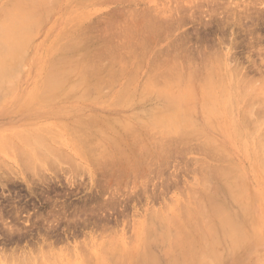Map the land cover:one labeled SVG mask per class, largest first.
I'll return each mask as SVG.
<instances>
[{
    "label": "rangeland",
    "instance_id": "obj_1",
    "mask_svg": "<svg viewBox=\"0 0 264 264\" xmlns=\"http://www.w3.org/2000/svg\"><path fill=\"white\" fill-rule=\"evenodd\" d=\"M7 1H11V0H1L0 1V8H2L3 6H5L7 4H10L12 2L11 1V2L7 3ZM42 1L45 2V0H42ZM42 1L40 0V2H42ZM80 1L79 0H56V1L52 0V2H51V0H50L52 5L48 4V2H46L45 5L43 4L44 7L38 6L37 4H39V3L36 4L34 1V6L37 5L38 7L35 8L33 6V8L35 10L41 12V14L39 12H37L34 15V17H37L38 16L37 14L47 17L48 13L46 14V11H47V9H46L47 7L45 8L46 4H47V6L48 5L50 6L48 9L50 12L48 14L49 17H47L45 22H43L44 20L42 22H40L42 24H39L37 22L39 25H42L39 28V30H37L39 26H36L34 23L35 26L33 25L32 29L34 30L36 27L37 28L34 31L32 29L31 30L33 33H35V31L37 30L36 31L37 33L34 34L36 36H34L33 39H31L33 35L31 36V38H29V35L26 34L25 32H24V34H22V36L24 35V37H26L28 35L27 40H30V39L31 40L29 41L30 43H28L29 46H28V44L26 46V42H24L25 43L24 49H26L27 51L26 52L23 51L26 54L22 52L23 53L22 57H20V60H18L19 62L20 61L22 62V63L21 62L19 63L20 66L18 65V62H17L16 64H14V67H12V71H13V68H15L14 69L15 72L13 71L14 74L11 75V76H13L12 80H13L14 84H13V82L9 83V84H11L12 86L14 85L15 87L13 86L14 87L13 88L11 85H9L8 87H5L6 90H4L3 93L5 92L6 97L3 99L0 98V101L2 99L3 102L2 101L1 102L3 104H6V106H4L2 108L3 104L0 103V108H2V110L0 111V137L4 134L9 135L6 138L1 137V139H0L1 140L0 141V149H1L0 150V160H1V162H0V175H1L0 176V180H1L0 181V261L3 264H8V262H9V264H14V262H15V264H17L18 261H21V262H19L21 264H26V262L28 261L27 259L31 260L30 257H33V259L31 260L32 264H35V263L39 264V261L41 262V264H73V263H75V264H117L118 262L119 263L121 262L120 264H122V262H123L122 260H124V258H125V260H124L126 262L125 264H133V260H134V264H136V261L138 263V261L140 262L141 261L140 259L142 258V262H140L142 264H144L146 261H148V263H151V264H158L159 262L161 264H169V263L172 264L171 260L174 259V257H176V255H177V257L180 256V254L182 253L180 251L184 250L185 244H183V243L184 242L186 243L185 239L186 240L192 239V240L196 241L197 243H200V242L202 243V244H198V246L203 245L202 249H201V247L198 249L204 251L206 256H208L207 253H209L210 257H208V260L209 261L213 260V262L210 261L212 264H214V263L215 264H264V237H262V236H264V234H263L264 233V230H263L264 227L262 228L263 231L259 230V229H261L262 226H264V223L262 222L264 219V217H263L264 214H262V213H264L263 212L264 211V174H263L264 172H262V171H264V166H263L264 165L263 164L264 163V154H263L264 151L262 152V150H264V145L262 147V144H264V133H263L264 131L262 130V132H261V129H264V126H263L264 125L263 124L264 123V118H263L264 117V99H263L264 98V89H263L264 87H262L261 89L258 88L259 89L258 91L259 92L261 91L259 93L260 95L259 96L257 95L258 99L257 98L255 100L250 99V101H254L256 107L258 104H260V105H258L259 108H258V110H256V112H255L256 107L251 106V108H253L252 111H254L255 114H254V112L251 111L252 116L250 114L249 119H248V115H247L246 117L248 120L245 118V115L247 114L248 111L250 112V110H248L246 112V114H244L245 113L244 110H243L244 112H242V109H241L242 106L241 105L243 104V107H244V103H245V100H244V101L239 103L240 109L237 108V111L232 112L234 114L231 113V116L233 115L232 117L230 115L224 116L226 118H225V120H224L225 122H223V124L224 125L228 124V126L226 125V127H228L229 131H228V129L226 130L225 126L219 127L220 129H218V126H215V128L217 127L216 128V131H218L217 133H216V131H214L215 130V128H214L215 123H212V125L214 124L213 126L211 125L214 129L213 128L210 129V127L207 126V125L210 126L211 122H215L214 120H217V118L215 117L216 118L215 119V118H213L214 116L213 117L209 116V118H211V119H209V118L205 119V115H204V113H202L203 112L202 108L204 107V105L206 103H204L203 106H200L201 108L199 107L200 101H198V100H200V99L197 100L196 92H193L191 94V95L194 94L193 97L196 96V99H193L191 96V98L194 101L190 98L188 100L189 103L187 102L186 105L183 103V100L178 99L179 96H177V92H178L177 89H180L182 86V85L179 86V84H181L180 81L182 82V79L179 77L184 72H185L184 74H186L187 73L186 70L188 71V69H189V71H191V69L188 66H190V67L192 66L191 68H194V66H193L194 64H199V63L202 64L201 62L205 61V57L207 58L206 60H208V58L212 54L217 55V53H219V55H217V56L221 57V58L219 57V59L222 62V64L223 65H225V63L228 64V66H226V68L222 70L223 74H221L222 71L218 72V74H217V75H219V74L224 75L225 81L226 80H236L237 81V79H240V77H242L241 75H243L244 69L247 70V68H248L247 72L249 71L250 73L248 72V74H247V72H246V73H244L246 76L243 75L244 79L246 78V80L242 79L243 77L241 79L246 81V82L249 79H251L252 82H253V80H255L256 83H254V82L252 83V84H256L255 86H257V84L259 82L261 83L260 80L264 79L263 78L264 77V71H263L264 70V66H263L264 65V59H263L264 58V52H263L264 51V0H261V1H263V3L261 2L262 4L258 2L259 0L258 1L257 0H254V1L253 0H246L247 2L245 0H243V1L242 0H229V1L228 0H212V1H210V0H207V1L206 0L205 1L204 0H198V1L197 0H142V1L141 0H133V1L132 0H80ZM194 1L199 2V3L197 4ZM202 1L204 4L202 3ZM217 1H218V4L220 6L217 4ZM230 1L231 2L233 1V3L231 4ZM244 1L246 3H244ZM255 1H257V2H255ZM214 2H216V3H214ZM223 2H225V3H223ZM234 2H236V3L234 4ZM248 2H249V4L252 2L253 5L248 4V7H246V6L245 7L249 8V9L251 8L250 10L252 12L250 10L248 12H241L244 10L243 9L244 6L242 4L247 5ZM253 2L258 3V4L256 5ZM201 3H202V5H201ZM226 3L228 4V7H226L227 6ZM212 4H215V8ZM236 4H238V7L240 6V8L243 10H241L240 8H237ZM39 5H42V4H39ZM181 5H184V6H181ZM221 5H222V7H221ZM186 6L187 7L191 6L192 8H189V7L187 8ZM204 6H205V8H204ZM216 6H218V7H216ZM229 6L233 7V9H235L234 12H236V13H234L233 9L230 8ZM148 7L151 10V11L148 10L150 12L156 13V11L160 10L159 13L157 12L158 14H156V16H157V19H158V17H161V18H159V20L163 21V24L165 26H167V25H168V27L171 25H175V26L171 30L168 29L169 31L165 30V28H164V29H162V31H158L159 34H158V32H157V34H156V32L154 34L148 32V31L145 33L143 32L144 35H142V37H144L146 35L147 39L148 38L149 39L147 40L146 36H145V39H146V40L144 39L145 43H140L142 40H140V42L139 41L137 42V40H136L137 35L135 37H134V34L131 35V33H133V32L130 31L131 28L127 27V26H130V24H132V23H128L129 22L128 20L129 19H131V20L132 19H134V20L138 19L135 21L132 20L134 22V24L137 21L136 25L138 26L139 25L138 23L140 22L139 19H141L142 16H145V17H148L150 15L155 16V13L146 12ZM195 7H196V9H195ZM207 7H208V9H207ZM234 7H236V8H234ZM44 8L46 9L45 12L43 11ZM51 8H53V9L51 10ZM155 8H157L158 10H156ZM210 8L211 9L213 8V9L211 10ZM227 8H228V12H227ZM257 8H258V10H257ZM260 8H262V9H260ZM154 9L156 11H153ZM231 9H232V11H229ZM142 10L145 12L143 13ZM231 12H233L234 14H231ZM258 12H260V14H258ZM140 13L141 14L143 13V14L141 15ZM226 13H228L229 15ZM254 13H256V14L254 15ZM135 14H137V16L139 14L140 15L138 16V18H136ZM159 14L163 15V16L166 15V17H165L166 19L163 18V16H159ZM242 14L244 15V17ZM232 15H234V16H232ZM251 15H252V17H251ZM132 16H134L135 18L134 17L131 18ZM203 16H205V17H203ZM180 17L181 18L183 17V19L180 20ZM226 17H228V18L230 17L229 20ZM231 17H233V18L231 19ZM200 18H202L201 20L203 22L200 20ZM237 18H239V19H237ZM194 19H195V21H194ZM241 19L244 21H242ZM164 20H167V21L165 22ZM169 20L171 21V23L169 22ZM252 20H254V21H252ZM155 21L157 22V20H155ZM161 21H159V22H161ZM172 21L174 22L173 24H172ZM179 22H180V24H179ZM206 23L209 24L210 26L206 25ZM126 24H128V25H126ZM136 25H131V26L134 27ZM242 26H244V27H242ZM124 31H125V33H124ZM128 31L131 33H129ZM227 31L228 32L231 31V32L228 33ZM243 31H244V33H243ZM249 33H250V35H249ZM127 35H128V37H126ZM150 37H151V39H150ZM184 37H185V39H184ZM247 37H248V39H247ZM141 39H143V38H141ZM73 40H74V42H73ZM222 40H224V41H222ZM247 40H248V42H246ZM63 41L65 43H63V45L60 44ZM255 41H257V42H255ZM71 42L74 45L71 44ZM176 42H178V43L176 44ZM59 44H60V46H58ZM120 44H123V45H120ZM189 44L191 46H188ZM217 44H218V47H217ZM221 44H223V45H221ZM124 45L126 47H124ZM131 45H133V46H131ZM178 45H179V47H178ZM182 45H184V47H185L184 50H183ZM185 45L188 46V48ZM202 45H203V47H202ZM66 46H68V47L65 48ZM135 46L138 49L135 50ZM208 46H210V47H208ZM214 46H215V48H214ZM26 47L30 50H28ZM61 47H62V49H61ZM163 47H166V48H163ZM192 47H194V48H192ZM63 48H65V49H63ZM125 48L126 49L128 48L127 52L125 51L126 50ZM181 49H182V51H180ZM256 49H257V51H256ZM140 50H141V53H140ZM143 50L146 51V53H144ZM157 50L159 52H162V53H159ZM168 50H170L171 52ZM134 51H136V52H134ZM155 51H157V53ZM174 51H177L178 53L176 54V52H175L174 56H172ZM210 51H211V55H210ZM212 51H214V52H212ZM138 52L140 54H138ZM183 52H184V54H186L188 56V58L184 57ZM193 52H194V55H193ZM195 52L197 55L195 54ZM215 52H217V53H215ZM115 53H116V55L114 57ZM128 53H130V54H128ZM167 53H168V56H167ZM189 53H191V54H189ZM261 53L263 55H261ZM44 54H46V55H44ZM180 55H181V57H180ZM189 55H191V56H189ZM227 55H228V57H227ZM24 56H25V58H23ZM62 56L66 57L64 59L62 58L63 60H65V63H67V64L68 63L70 64V62L72 63L70 65L66 64L67 67L63 66L65 68V69H63L64 71L67 69V71H66L67 73L66 72L64 73L65 74L64 79L65 80L68 79V81H66V82L64 81L65 84L62 83L63 84L62 88L65 90L63 93L62 92L56 93L57 96L61 95L60 97H57L54 95L49 96V97L47 95V97H46L45 95L47 94V90H45V89H47V88L45 85H47V84H44V83H46V82H44V81H46V80H44V78L46 79L47 75H45V74L48 73L50 68L53 71L56 70L54 68V67H56L55 63L52 64V62L50 60L52 57L54 58L53 60H55V57H56V59L58 58L57 59V61H58L59 57H62ZM139 56L140 57L143 56L142 60H140ZM175 56H176V59L178 58V60L174 59ZM257 56H258V58H257ZM129 57H131V58H129ZM160 57H162V58L160 59ZM222 57H224V58H222ZM120 58H122V59H120ZM135 58L137 60H140L142 63L139 61L138 64L139 63L140 64L138 65L137 60H135ZM186 58L191 63L188 60H186ZM202 58L204 60H201ZM210 58L212 61L213 57L211 56ZM21 59H23L24 61H22ZM194 59H195V61L197 59V61L195 62ZM150 60H153L154 62L150 61ZM161 60H162V62H161ZM222 60L224 61V63ZM252 60H253V62H255V61L256 62L253 63V62H251ZM261 60H263V64H262ZM68 61H70V62H68ZM175 61H177L178 63ZM50 62H51L52 67H50V65H49ZM62 62H60V64ZM166 62H167V64H166ZM187 62H189L188 66H187V64H188ZM193 62H195V63H193ZM250 62H251V64H250ZM257 62L258 63L260 62V63L258 64ZM23 63L26 65V66L24 65V68H23V65H21ZM156 63H157V65H156ZM169 63H173V65L169 64ZM256 63L258 65L259 70L257 69ZM79 64L82 66L84 65L83 68L80 69ZM150 64H151V66H153V64H155L153 66L154 68L158 66V68L155 69V72H152L153 67L150 68L149 67ZM252 64H254V66ZM260 64H262L261 65L262 68L260 67ZM168 65H170V66H168ZM230 65L234 66V67L233 66L232 67L235 69V71L237 70L236 68L240 69L239 71L241 73L239 75L234 74L235 71H234V69H231ZM239 65L242 67V69ZM251 65L253 66V68L252 67L250 68ZM136 66H139V67H136ZM167 66L169 67V71H171V72H172L173 68L176 67V68H174V71H175V69L177 70L175 72L179 71L177 75H179V73H180V76L178 77L180 79V81H179V79L178 80L174 79V81H173V77L176 78L177 75H174L173 72L172 73L170 72L171 73V75H170L168 73L169 71H168ZM186 67H188V68H186ZM202 67L201 68L204 69V65ZM16 68H17V71L19 70L18 73L19 74L21 73L20 75H18V74L15 75ZM22 68L24 69V71L22 70ZM148 68L151 71H149ZM46 69H48V70H46ZM76 69H78V71H75ZM136 69H138L139 71ZM170 69H172V70H170ZM226 69H227V71H226ZM63 70L61 68L62 73L64 72ZM160 70H161V72H162V70L166 71L165 74H162L161 76H159V74H156V72H159ZM250 70H252V72H254V75L252 74V72ZM57 71L59 72L60 69H57ZM73 71L75 73H73ZM131 71L135 72L136 74L132 73ZM146 71H148V72H146ZM153 71H154V69H153ZM56 72H54V73H56ZM68 72L70 73V75ZM71 72H72V75H71ZM228 72L231 73V75ZM137 73H138V75H137ZM154 73L156 76L157 75L158 76L154 77ZM236 73L238 74L239 72L237 71ZM80 74H82L81 75L82 77L80 76ZM167 74H169L172 79L169 77V75L166 76ZM193 74H194V72L192 71L190 73V75H193ZM14 75H15V77L19 76V79L17 77V79H18L17 83L15 82L17 79L15 80ZM44 75H45V77H44ZM146 75L149 77H147ZM135 76H137V77H135ZM162 76L163 77L166 76L167 80H166V78H163V80H162ZM184 76L187 77L188 75L187 76L182 75L181 77L183 78ZM255 76H257L259 78L255 77ZM79 78H80V81L78 82ZM148 78H149V80H148ZM155 78H158L159 82L156 80L153 81ZM150 79H153V80L151 81ZM164 79L166 81H164ZM63 80H62V82H63ZM75 80H76V83H74ZM81 80H82V82H81ZM145 80H146V82H145ZM176 80L178 81L177 84L179 83L176 86L178 88H175V89L171 88L169 85L174 87L176 85V84L174 85V83H176ZM193 81H195V78H193ZM244 81H242V82H244ZM129 82H130V84H129ZM71 83L73 84L70 87L71 92L74 91L72 88L74 86H76V87H74L75 92H72V93L69 92L70 89L68 88ZM156 83H158V84H156ZM195 83L196 82H194L193 84L196 85ZM160 84H162V85H160ZM193 84H189L187 87H190L191 89H193V88H195L194 86H192ZM154 85H157V86H154ZM167 85H168V87H166ZM262 85L264 86V82H262ZM10 87H12V88H10ZM77 87H78V89H77ZM154 87L156 90H158L159 88L160 89L155 92ZM157 87H158V89H157ZM41 88H42V91H41ZM62 88H61V91H62ZM162 88H163V91L161 92L160 90H162ZM164 88L165 89L169 88L170 91L174 92V93L169 92L168 91L169 89H168L167 90L168 94L171 93L172 95L173 94L174 95L173 96L170 94H169V96H168V94L165 95L167 91H165ZM9 89L10 90L12 89V91L10 92ZM171 89L174 91H172ZM67 90H68V93L65 92ZM131 90H132V92H131ZM150 90H153L152 94H150V92H148ZM6 91H8V93ZM29 91L32 93L35 92L34 96H36V98L38 96L37 100L35 97H34L35 99L33 98L36 102L32 101L33 99L31 101H22V102L14 101V102H12L13 100L10 98V97H12V96H10V94L15 95V96L17 95V97H18L22 94H26V92H29ZM43 91L46 93L43 94L44 93ZM146 91H147V93H146ZM179 91H181V89ZM182 91H183V88H182ZM157 92H159V93H157ZM163 92H164V94H163ZM160 93H162L163 95H161ZM80 94H83V95L81 96ZM74 95H76L79 98H77ZM121 95H122V97H121ZM164 95L167 96L168 99L170 96H172L171 98L175 99L176 102L174 100L172 101L171 98L168 100ZM198 95L200 96V94H198ZM174 96H175V98H174ZM52 98H54V100H52ZM50 100H51V102H50ZM116 100H118V102ZM190 100H192L193 102L191 103ZM196 100L198 101L197 104L194 103V102H196ZM44 101H45V106H42L44 104H41L40 102L43 103ZM48 101H49V103H48ZM177 101H179V102H177ZM24 102H27L25 105V106H27L26 108L21 107ZM176 103H178V104H176ZM193 103H194V105H193ZM175 104H176V106H175ZM182 104H184V105H182ZM201 104H202V102H201ZM248 104H249V102H248ZM49 105H51V106H49ZM171 105H174V106L171 107ZM179 105H180V107H179ZM187 105H189L187 110L185 109V113H187V114H185V115L183 114V115L184 116L188 115V116H186L187 118L184 117L186 119L185 124L187 127L190 126L191 128L190 127L185 128L184 127L185 124H181V121L183 122V121H185V119L184 120L178 119V121H177V119H173L174 121L176 120V122H175L176 124L183 125V128H185L187 130H185L183 128H179L181 126L174 127V128L170 127L169 129H167L166 126H167V124H169V122H167L168 121L167 117L166 118L163 117V114L165 116V113L167 114L168 112L171 111V113L173 112V114L168 113L167 114L168 116L170 114L176 115L175 111H177L178 107L181 109V107L185 108V107H187ZM247 105L245 107H246V109H249L250 106H248V108H247ZM166 106L168 107V109ZM7 107H9L11 109L5 111V109ZM175 108H176V110L172 111ZM193 108L195 110H197V112ZM180 109H178L179 113H180V111L183 113L184 110L183 109L180 110ZM200 110H202V112H200ZM160 111H161V113H160ZM161 114H162V116H160ZM175 115L173 116L174 118H176L178 116L177 115L175 117ZM158 116H160V117H158ZM179 116H182L181 113L179 114ZM191 116H192V119H189V118H191ZM157 117H158V119H155ZM161 117L166 119L167 121L163 120ZM253 117H255V118H253ZM258 117L261 118L263 121L262 120L260 121V119ZM150 118H151V121H150ZM171 118H169V119H171ZM193 118H195V119L193 120ZM160 119H162V122L160 121ZM226 119H227V121H226ZM252 119L257 120V122L253 121ZM206 120L208 122L209 121L210 122H209V124H206V126H205V123H203V122H205ZM235 120H237V121H235ZM249 120H252L254 123L256 122L254 125L255 126L257 125L256 127H258V128H256L255 126H253V127L250 126L253 124L252 121H251L252 124L250 123V125H248L250 122ZM158 121H160V122H158ZM191 121H193L192 123L195 124V127L197 126L196 124L200 123L198 125H199V127H201V130L199 127H196V128L193 127L196 130L193 129L192 126H194V124L192 125V123H191V125H190ZM246 121H248V122H246ZM196 122H198V123H196ZM244 122L246 124L248 123L247 124L248 126H245L246 124L244 125ZM145 123H147V124H145ZM154 123H156V124H154ZM163 123H164V125H163ZM142 125H144V126L142 127ZM40 126H42V127H40ZM80 126H82V128ZM121 126H123V127H121ZM164 126H165V129L162 130V128ZM235 126H236V128H235ZM249 126H250V128L247 129ZM150 127L151 128L153 127V129H151ZM237 127L241 130H239ZM100 128H103V129L100 130ZM111 128H113V129H111ZM175 128H177V129H175ZM178 128H179V131H178ZM253 128H255V130H253ZM37 129H39V130H37ZM85 129H86V132H83L82 130L85 131ZM198 129L201 132H202V130H204V132H203L204 134L203 133L201 134L200 132H198ZM250 129L253 131H250ZM87 130H88V133H87ZM102 130L106 131L105 135L103 134L104 132ZM89 131H91V132L89 133ZM192 131H194V133ZM20 132L22 135H23V133L25 135V133L27 134V132H28V135H25V136L29 137V139L31 141L27 142L28 138L26 140V138L24 137L25 139L24 138L23 139L25 140L26 143L21 142L22 138L18 137L16 135V134H20ZM99 132H101V133H99ZM189 132L190 133L192 132L193 135L190 134ZM195 132L196 133L198 132V133L195 134ZM35 133H37L39 136L35 137L32 140V138H33L32 134H35ZM48 133H49V135H48ZM80 133L81 134L83 133L82 136H84V137L81 138ZM84 133H86L87 135ZM91 133L96 138H94L91 135ZM155 133H158L157 134L158 137H156ZM199 133H200V135H202L201 137H197V135H199ZM236 133H237V135H236ZM59 134H61L62 136L61 135L59 136ZM161 134H163L162 135L163 137L162 136L160 137ZM239 134H240V136H239ZM110 135H112V136L110 137ZM205 135L208 138L210 136H212L213 138L211 137L210 139H214V141L215 142L217 141V142L215 143L213 141L214 142L213 143V142H211V140L208 141L207 138H205L206 137ZM208 135H210V136H208ZM262 135H263V137H262ZM4 136H6V135H4ZM15 136L17 137L16 139H15ZM258 136H261L263 141H261V138L260 137L258 138ZM40 137H42V139H45V138L48 139V140H44L45 143L50 140L49 143L53 144L59 150L57 148L51 146L50 149H52V150L48 149V151H47L46 146H48L47 145L48 143L47 144L44 143L43 145L40 144L41 143ZM92 137L94 138V140ZM139 137L140 138L142 137V142L145 141L143 144L139 143L141 141V140L138 141ZM203 137L206 139L207 145H205L206 143L204 142L205 139ZM19 138H20V140H19ZM131 138H133V140ZM159 138H161L162 140L161 139L158 140ZM136 139H138V140L136 141ZM148 139L151 143L149 141H147ZM255 139H259L260 141L255 140ZM8 140L9 141L14 140L15 142H13L11 145V143L9 144V142H7ZM36 140H39V144L36 143ZM55 140H57V141H55ZM3 141L6 142L5 144H9V145H6L7 149L5 147V144H3L4 143ZM32 141H34V143H36L34 148L37 147L38 149H42L44 151L43 152L44 154L47 153L49 155L44 156V154H42V152L39 151L40 154L43 155L42 158L40 155V158H41V160H40L39 156H36L38 154V152L35 153L36 150L34 151V148L31 147L32 145L31 146L29 145L31 148H33V149H31L30 147L26 148L27 150L29 149L31 151L30 156H31L32 160H29V161H31V163H29V162H26L24 160L25 159L24 153H23V155H18V154L22 153L21 148L23 151L25 150L24 148L26 145L27 146H28V144L34 145V143ZM85 141L86 142L88 141V142L86 143ZM10 142H12V141H10ZM64 142H65V144H64ZM210 142H211V144H210ZM257 142H260V143H257ZM85 143L88 145L89 150H90L91 146L92 147L94 146L92 148V150H90L91 152L88 151L87 145ZM116 143H117V145H116ZM137 143H139V144H137ZM158 143H159V145H158ZM200 143H202L201 146H203V143H205L204 147L208 146L209 148H212L216 145L214 147L215 151H211V149L205 148V149H207V151L205 152L204 147L202 148V149H204L203 151H202V149L200 150L199 149V147H201ZM13 144H15V146H13ZM19 144H20L21 148H20ZM91 144H93V145H91ZM145 144H147L148 147H146L147 145H145ZM196 144H199V146ZM258 144L259 145L261 144L260 145L261 147H258ZM1 145H3L4 147ZM85 145H86V147H85ZM43 146H45V148ZM49 146H50V144H49ZM153 146H154V151L152 150ZM158 146H160L163 149L160 151L159 150L160 147H158ZM167 146H168V148H166ZM12 147H14V148H12ZM128 147H130V150L131 149L132 150L130 151ZM138 147H142L140 152H137V150L139 151V149H140V148L137 149ZM145 147L149 150V152L146 154L145 153L143 154L141 151ZM216 147H218V148L220 147L219 152H221V150L223 149L222 152L220 153V154H223V156L221 155L220 158L218 156L219 159L217 157H215L216 154L212 155V152L217 153L216 151H218V148H216ZM116 148H118V149L123 148V150L124 151L126 150V152H127L126 155H128L129 157H132V158H133L132 153H134V150H135L137 153V156H138V160L144 162L142 166H144L143 169L145 171L143 172L142 167H141L140 170H138L139 172H137V174H140V177H139V175L137 176L136 174H133V172L132 173L131 172L128 173L127 171L125 172L121 168L120 171L122 170L121 173L123 172L124 174L123 175L121 173H120V175L117 174L118 181H117V178H115L116 176L113 177L114 179H116V181H115L116 183L120 182V184H122L121 186L119 185L120 189H118L119 187L117 186V189L120 190L119 193L121 192V194H119L118 192L116 193L117 195L114 194L117 189L116 190L114 189V191H112L113 188L116 187V183H115V184H113L115 186H113L112 189H106L105 188L106 190L109 191V193H108V191H106L104 193V197L102 195V197H103V198H101L103 200L102 210L98 211V210L94 209L95 210V211L93 210L94 212H91V211L84 212L81 209V212H82L81 213L79 211V209L82 208V207H80V205L83 206V204H81V202L83 203V200H85L87 198H91L93 194L97 193V191L100 189V187L102 185H105L104 184L105 181H103V180H105L104 178H106V177L103 178V176L100 175L101 174L100 169H98L99 166L98 167L94 166L95 163H93V162L95 160L98 161L99 160L98 158H100V157L101 158L105 157V155H107V153L108 152L110 153V151H111L112 152V153H110L111 157H109V156H107V157H109V158L113 157L112 160L114 159V161L117 163L116 159L120 158V155L119 154L116 155V152H117ZM196 148L198 149L197 151H195ZM9 149H10V151H9ZM56 149L59 152L55 151ZM79 150L82 153H80ZM50 151H51V153H50ZM223 151H225L224 152L225 154L228 152L226 156H224L225 154L223 153ZM52 152H54V153L56 152L55 153L56 156H55V154H52ZM104 152L106 153L105 155L103 154ZM143 152H145V151L143 150ZM84 153H85V155H84ZM68 154H69V156H68ZM149 154H151V155H149ZM228 154H229V157H228ZM260 154L262 155V157ZM143 155L145 156V158ZM152 155L155 158V159H153L154 161L149 158V157L152 158ZM53 156H54V158H53ZM70 156H72V157H70ZM146 157H147V160H146ZM94 158H96V159L93 161ZM47 159H48L49 163H47L48 162ZM121 159L122 158H120L118 160V162H120ZM132 160H134V159H132ZM259 160L261 161V164L259 163L260 162ZM5 161H6V163H5ZM18 161H19V164H18ZM42 161H44V163ZM52 161H53V163H52ZM134 161H136V160H134ZM23 162L29 163L31 165H27L25 163L23 164ZM72 162H74L75 164H73ZM228 162H231V163L229 164ZM36 163L37 164L39 163L40 166L42 165L41 168H40L39 164L37 165ZM166 163H168L169 166ZM197 163H199V164L197 165ZM235 163H237L238 167H235L236 166ZM4 164H5V166H4ZM32 164H33V166H32ZM48 164H49V166H48ZM144 164L146 166H148L154 172L146 171L149 168L145 169L146 166ZM113 165L115 166L116 164H113ZM118 165H120V164H118ZM171 165H173V166H171ZM174 165H175V167H174ZM181 165H182V169L184 171L180 170ZM196 165H197V167L199 166V169L196 167ZM209 165H211L214 169L218 165L219 169L216 168V170L217 169L219 170V171L217 170L219 172V174H222L220 172H223L222 171L223 166H224V170H225V167H227V169H228V166L230 165L229 169L231 170V173H233L232 174L233 179L232 180L230 179L231 175H228L229 177L227 176V178L225 177L226 179L223 177L224 175H221L224 178V181H223L222 177L217 176V173H216L217 171L212 170L213 169L212 167L209 168ZM232 165H234V166H232ZM36 166H39V167H36ZM203 166L208 167V168L205 169ZM31 167H32V169H31ZM64 167H66V168H64ZM166 167H167V171L170 170V172L166 171ZM200 167L203 168V171H201V173H200V170H202V169ZM11 168L14 170V172ZM34 168L36 170H34ZM157 168L159 169V172H158ZM161 168L164 170H162ZM53 169H55V170H53ZM63 169H65V170H63ZM204 169H205V172H204ZM208 169H211L210 172L213 171L212 174L208 171ZM171 170H172V172H171ZM173 170H176V171H173ZM230 170H229V172H230ZM232 170H233V172H232ZM2 171L4 174L2 173ZM44 171H45V175H44ZM74 171L75 172L77 171V172L75 173ZM162 171H163V173H162ZM164 171L166 173H164ZM234 171H237V172L235 173ZM38 172H40L39 175H38ZM78 172H79V174H78ZM240 172H241V174H239ZM237 173H238V175H237L238 177L236 176ZM36 174H37V176H36ZM126 174H128V175H126ZM130 174H131V176H130ZM47 175H48V177H47ZM68 175H70V176L68 177ZM133 175H136L137 178L136 177L133 178ZM169 175H171L170 178H169ZM239 175H241V176H239ZM243 175H244V177H243ZM120 176H121V178H120ZM150 176L152 178H150ZM38 177H39V179H38ZM99 177H100V180H99ZM52 178H53V180H52ZM95 178L98 179L97 182H99V183L98 184L95 183V185H94L93 182H94ZM119 178H120V181H119ZM126 178L127 179L129 178V180H127ZM131 178H133V179H131ZM203 178H206V179H204L203 185H202L201 180ZM207 178H209L210 181ZM243 178H245V180ZM124 179L126 181H129V183L126 182ZM130 179L132 180V183H131ZM134 179H136V180H134ZM169 179H170L171 183H170ZM75 180H76V182H75ZM228 180H229V183H231V184L233 182H234L233 184L236 183L235 185L237 186V188H236V186H234V188H233L235 192L233 191L232 188L227 189L226 185L228 183ZM234 180H237V182ZM73 181L75 182V184H73ZM138 181H139V183H138ZM141 182H143V183L146 182L147 184L146 183L143 184ZM167 182L169 183V185ZM206 182H209V184H207L209 186H207L205 188ZM77 183H80V184H77ZM211 183H212V185H211ZM123 184L125 185V187ZM134 184L135 185L138 184V185H136V187H135ZM231 184H229L228 187L229 186L231 187ZM210 186H211V188H210ZM122 187H123V189H122ZM130 187H132V188H130ZM213 188H215V189H213ZM242 189H244V192ZM229 190H230L232 195L230 194ZM111 191L113 192L112 196H111ZM153 191H154V193H153ZM193 191H194V193H193ZM240 191H242V192H240ZM123 192L126 194H123ZM109 195L111 196L110 198H108ZM115 195H116L115 199H117V198H118L117 200L120 199L122 204L119 203L120 202V200H119L118 205H112L111 202L113 201V197H115ZM233 195L236 196L237 200L234 199L235 196H233ZM105 197L107 198V200ZM198 197H199L198 200L200 201V203H198L199 202L197 200ZM232 197L234 200L231 199ZM209 198L211 200L214 199L217 202L219 201L222 204L221 205L220 203H218V205L222 206L221 208L224 207V210H223L224 212L222 211L223 213H221L220 211L222 209L219 211L218 208L220 209V207L216 206L217 203H214V204H216L215 206L217 207L216 210L220 212V215H222V214H223L222 216L225 215L226 218H224V219L228 220V223L230 224V226H231V223H230L231 220L230 219L234 220V222L232 221V223L237 225V228H238V229H236V228H234V229L236 231L239 230L241 236L244 239H242L241 236H238L239 232L238 233L234 232V235L236 233L237 237H236V235L235 236L231 235V234H233V232L230 233L229 231H231V230H229L228 228H227V231L229 230L228 232L230 234L227 231H225V233H227V234H225L224 232L221 233L222 228L224 226L226 227V225H225L226 222L222 220L223 222H225L223 224V222L220 221L223 218H221V216L219 215V212L215 213V214H218L219 217L217 215H214V213L213 214L211 213V211L215 212L214 210L216 207L215 206H214L215 208L213 207V204L211 203V200ZM196 201H197V203H196ZM71 202L72 203L74 202V203L72 204ZM75 202L78 205H75L76 204ZM126 202H128V203H126ZM208 203L212 204L213 209L211 206L208 205ZM242 203H243V205H242ZM52 204L54 205V207ZM68 204H70V206ZM238 204H239V206H238ZM246 204L248 205L247 207H246ZM56 205H58V206H56ZM108 205H110V206L108 207ZM64 206H65L66 210H65ZM74 207H77V208H74ZM112 208H114V209H112ZM201 209L202 210L204 209L205 211L204 210L202 211ZM235 210H236V213H235ZM242 212H244V213H242ZM224 213H226V214L228 213L227 216ZM230 215L232 216V218ZM208 216H209V218H208ZM210 216H211V219H210ZM167 217L170 221L172 220L171 223H169L170 222L169 220H166ZM179 217H180V219H178ZM236 217H238V218H236ZM218 218H221V219H218ZM177 219H178V222L176 221ZM209 219L212 221L208 222ZM257 219L259 220L258 222H256ZM179 220H181L182 223ZM187 220H189L191 222L189 223V221L187 222ZM167 221H168V223H167ZM173 221L174 222L176 221V224H179L181 230L179 229L178 231H181L180 232L181 236H179L180 233L177 234V232L171 233L173 231L174 232L177 231L174 229L175 226H173ZM236 221H237V223H236ZM259 222H261V224H263V225L259 229H257L261 225ZM212 223L213 224L215 223V226L217 228V232L215 230L214 231L216 233H218L219 237H216L214 235L215 232L213 233V231H211V229H207V227H209L210 224H211L210 226H213L214 229H216ZM153 224H156V225H153ZM255 224H258V225H255ZM106 225L108 226L107 229L105 227ZM181 225H183V227L185 229H183L181 227ZM222 225H224V226H222ZM164 226L165 227L167 226V227L165 228ZM253 226H254V228H253ZM213 227H211V228H213ZM232 227L233 226H231L229 228L231 229ZM239 227H240V229H239ZM155 228H156V230H155ZM162 229H164V230H162ZM170 229H171V232H170L171 235L167 234L168 231H166V230H170ZM176 229H178V228H176ZM146 230H148V231H146ZM183 230H186L187 234L184 233ZM235 230H232V231H235ZM154 231H155V234L158 233L159 231L162 232V234L159 232V235L158 234H157L158 236L156 235L157 238H154L155 237ZM13 232H14V234H13ZM146 233H148L149 235ZM183 233L186 234V236L184 235L185 237L183 236ZM202 233H204V235L206 234L207 236L208 235L209 236L214 235V238H216V239L218 238L219 241L217 240L218 241L217 242L215 239V242H216L215 243V242H212L214 240V238L213 239L210 238V239L206 240V242H205V238H203L204 239L203 242H205V244H206L208 241V243H207L208 246L209 245L211 246V247L206 248L207 244L205 245L202 242V240H203L202 237L204 236ZM256 233H258L260 235V237ZM176 234L178 236H176ZM221 234L222 235L225 234V236H227V238L226 237L224 238V235H223L224 240H222ZM166 235H168V236H166ZM174 235L177 238L174 237L175 239H173V241H172V237ZM254 235H258V236H254ZM161 236H163L164 240L161 238ZM228 236H229V239L230 238L232 239L233 236H234L233 239L235 237H236V239L237 238L239 239L238 241L236 239L233 240V241H235V240L237 241L236 243L232 242V243H235L234 244L235 247L231 243L232 240L230 241L228 239ZM248 236H250V237H248ZM187 237H189V238H187ZM257 237H259L258 240H257ZM151 238L155 239V240H152ZM245 238H247V239L249 238V239L247 240ZM148 239H150V240L148 241ZM162 240L164 241L163 245H162V243H160ZM178 240L182 241V244L180 242L181 245L179 244ZM253 240H256V241L253 242ZM170 241H172V242H170ZM240 241H241V243H239ZM175 242H177L178 245H176ZM146 243L148 244V246ZM237 243H239V244H237ZM134 245H136V246H134ZM164 246H167L168 248L164 247ZM173 246H175V247L173 248ZM145 247H146V249H145ZM147 247H148V252L146 253ZM149 247L151 248V250L154 248L152 252L154 253V256L157 259L155 257H152V258L150 257V253H152V252H150L151 250H149ZM232 247H233V251H232ZM203 248L204 249L206 248V249L204 250ZM209 248H210L211 252H210V250H209V252L206 251ZM227 248L230 250L229 252H228ZM212 249L213 250L215 249V250L213 251ZM133 250H134V252H133ZM141 250H142V253L140 252ZM218 250L224 251V253L223 252L219 253V252H217ZM113 251L121 253L122 258L119 257V253L117 254L118 255L117 259L118 260L120 259L119 261L115 262V258L112 257L111 253ZM172 251L174 254L170 253ZM177 251L179 254H177ZM215 251H216L217 255L213 254V253H215ZM198 252H200V251H198ZM201 252L199 254H201ZM204 252H202V255H205V254H203ZM226 252H228V253L226 254ZM107 254H109V255H107ZM171 254H173V255H171ZM199 254H196V256L194 255L195 261L194 260L193 261L195 263H196V258L198 257ZM19 255H21V256H19ZM26 255H27V257H26ZM96 255H97V257H96ZM139 255H141L140 258L138 257ZM211 255L214 257L216 255L217 257L212 258ZM3 256H5V257H3ZM220 256H223L224 258L220 257ZM9 257L11 258V261H10ZM165 257H166V261L164 259ZM200 257L202 258L203 261L207 262V260H206L207 257L205 260L203 259V256H200ZM20 258L23 260L24 259H26V260L23 261ZM145 258H146V261L144 260ZM199 258H197L198 262H199ZM168 260H170V261H168ZM86 261L90 262V263H87ZM167 261H168V263H167ZM23 262H25V263H23ZM206 262H205V264L210 263V262L209 263H206ZM148 263H145V264H148Z\"/></svg>",
    "mask_w": 264,
    "mask_h": 264
},
{
    "label": "bare ground",
    "instance_id": "obj_2",
    "mask_svg": "<svg viewBox=\"0 0 264 264\" xmlns=\"http://www.w3.org/2000/svg\"><path fill=\"white\" fill-rule=\"evenodd\" d=\"M0 1H1V0H0ZM11 1H12V2H11ZM11 1H7V3H8V2H11V3H10V4H7V5H5V6H3L2 8H0V98H2V99L6 97L5 92L3 93V91L6 90L5 87H8L9 85H11V84H9V83H12V82H13V80H12V77H13V76H11V75L14 74L13 71H14L15 68H13V71H12V67H14V64H16L17 62H18V65L20 66L19 63H20L21 61L19 62L18 60H20V57H22V54L25 53V52L27 51L26 49H24V47H25V46H24V44H25L24 42H26V46H27V44L30 43L29 41H30L31 39H33L34 36H36V35H34V34L37 33L36 31L39 30V28L42 26V25H39V24H42V23H40V22H42L43 20H44L43 22H45L46 19H47V17H49L48 14H49L50 12H49L48 9H49L50 6H49V5L47 6V4H46L45 8L47 7L46 9H47L48 12L46 11L45 8H44L45 10L43 9L44 12L46 11V14L48 13V14H47V17L42 16V15H39V14H37V15H38L37 17H34V15H35L37 12H39V13L41 14L40 11H37V10H35V9L33 8V6H34V1H35L36 4H37V3L42 4V5L37 4L38 6H41V7H44L43 4L45 5L46 2H48V4H51V2H52V0H51V2H50V0H49V1H48V0L46 1V0H45V2H43V1L41 0L43 3L40 2V0H39V1L37 0L38 2H37L36 0H11ZM55 1H56V0H55ZM79 1H80V0H79ZM132 1H133V0H132ZM141 1H142V0H141ZM197 1H198V0H197ZM204 1H205V0H204ZM206 1H207V0H206ZM210 1H212V0H210ZM228 1H229V0H228ZM242 1H243V0H242ZM245 1H246V0H245ZM245 1H244V3L247 2V1H246V2H245ZM253 1H254V0H253ZM257 1H258V0H257ZM257 1H255V2H257ZM53 2H54V1H53ZM58 2H59V1H58ZM80 2H81V1H80ZM194 2H196V1H194ZM230 2H231V1H230ZM230 2H229V3H230ZM240 2H241V1H240ZM258 2H259V3H261V2L263 3V1H261V0H259ZM196 3L198 4L199 2H196ZM196 3H195V4H196ZM202 3H203V1H202ZM202 3H201V5H202ZM214 3H216V2H214ZM223 3H225V2H223ZM232 3H233V1L231 2V4H232ZM235 3H236V2H234V4H235ZM253 3H254V2H253ZM262 3H261V4H262ZM36 4H35V5H36ZM55 4H56V3H55ZM183 4H184V3H183ZM191 4H192V3H191ZM193 4H194V3H193ZM203 4H204V3H203ZM217 4H218V1H217ZM217 4H216V5H217ZM226 4H227V3H226ZM226 4H225V5H226ZM231 4H230V5H231ZM248 4H249V2L247 3V5L242 4L244 7L241 5L245 11H244L243 9H241L240 6L238 7V4H236V5H237V8H240L241 10H243V11H241V10L239 9L241 12H248V11L251 9V8H250V9H249V8H246V7H248ZM250 4H252V2H251ZM250 4H249V5H250ZM254 4L257 5L258 3H254ZM37 5L34 6V7H35V8L38 7ZM51 5H52V4H51ZM212 5H213L214 8H215V4H212ZM218 5H219V4H218ZM252 5H253V4H252ZM181 6H184V5H181ZM192 6H193V5H192ZM219 6H220V5H219ZM231 6H232V5H231ZM231 6H229V7L233 9V7H231ZM245 6H246V7H245ZM145 7H146V6H145ZM186 7H187V6H186ZM186 7H185V8H186ZM188 7H189V8H192L191 6H188ZM188 7H187V8H188ZM201 7H202V6H201ZM216 7H218V6H216ZM221 7H222V5H221ZM226 7H228V4H227ZM249 7H250V6H249ZM197 8H198V7H197ZM204 8H205V6H204ZM230 8H229V9H230ZM234 8H236V7H234ZM32 9H33L34 11H33ZM52 9H53V8H51V10H52ZM54 9H55V8H54ZM145 9H146V8H145ZM145 9H144V10H145ZM155 9L158 10L157 8H155ZM155 9H154L153 11H156ZM165 9H166V8H165ZM195 9H196V7H195ZM198 9H199V8H198ZM207 9H208V7H207ZM210 9H211V8H210ZM212 9H213V8H212ZM212 9H211V10H212ZM219 9H220V8H219ZM232 9L229 10V11H232ZM260 9H262V8H260ZM148 10H150L149 7H148V9L146 10V12L149 13L151 10H150V11H148ZM257 10H258V8H257ZM142 11H143V10H142ZM159 11H160V10L156 11V13H155V12H150V13H155V16H154V15H150V16H148V17L142 16V18L139 19L140 22L138 23V24H139L138 26L136 25V24H137V21L135 22V24H134V22H133V21L138 20V19H135V20L132 19L133 21H132L131 19L128 20V21H129L128 23H132V24H130V26H127V27H130V28H131L130 31H132L133 33L129 32V31H128V32L131 33V35L134 34V37L137 35V36H136V40H137V42H138V41L140 42V40H142L140 43H145L144 39H145V36H146V35H145L144 37H142V35H144L143 32L145 33V32L148 31V32L153 33V34L156 32V34H157L158 31H162V29H164V28H165V30H168V29L171 30V29L174 28L175 25H171V26H169V27H168V25L165 26V25L163 24V21L159 20V18H161V17H158V19H157L156 14H158ZM234 11H235V9H233V12H234ZM250 11H251V10H250ZM140 12H141V11H140ZM144 12H145V11H143V13H144ZM157 12H158V13H157ZM165 12H166V11H165ZM183 12H184V11H183ZM210 12H211V11H210ZM227 12H228V8H227ZM233 12H231V14L236 13V12H234V13H233ZM251 12H252V11H251ZM256 12H257V11H256ZM143 13H142V14H143ZM238 13H239V12H238ZM140 14H141V13H140ZM140 14H139V15H140ZM142 14H141V15H142ZM226 14H228V13H226ZM231 14H230V15H231ZM243 14H244V13H243ZM243 14H242V15H243ZM247 14H248V13H247ZM247 14H246V15H247ZM255 14H256V13H254V15H255ZM258 14H260V12H258ZM262 14H263V13H262ZM262 14H261V15H262ZM139 15H138V16H139ZM194 15H195V14H194ZM228 15H229V14H228ZM237 15H238V14H237ZM237 15H236V16H237ZM244 15H245V14H244ZM244 15H243V17H244ZM138 16H137V14H135V17H136V18H138ZM159 16H163V15H160V14H159ZM225 16H226V15H225ZM232 16H234V15H232ZM249 16H250V15H249ZM256 16H257V15H256ZM44 17H45V18H44ZM133 17H134V16H132L131 18H133ZM135 17H134V18H135ZM165 17H166V15L163 16V18H165ZM192 17H193V16H192ZM192 17H191V18H192ZM198 17H199V16H198ZM203 17H205V16H203ZM217 17H218V16H217ZM251 17H252V15H251ZM169 18H170V17H169ZM193 18H194V17H193ZM193 18H192V19H193ZM224 18H225V17H224ZM226 18H228V17H226ZM229 18H230V17H229ZM229 18H228V20H229ZM232 18H233V17H231V19H232ZM245 18H246V17H245ZM261 18H262V17H261ZM165 19H166V18H165ZM181 19H183V17H182V18L180 17V20H181ZM195 19H196V18H195ZM195 19H194V21H195ZM197 19H198V18H197ZM201 19H202V18H200V20H201ZM237 19H239V18H237ZM155 20H157V22H156ZM184 20H185V19H184ZM224 20H225V19H224ZM241 20H242V19H241ZM241 20H240V21H241ZM249 20H250V19H249ZM130 21H131V22H130ZM159 21H161V22H159ZM164 21L166 22L167 20H164ZM182 21H183V20H182ZM182 21H181V22H182ZM201 21H202V20H201ZM201 21H200V22H201ZM212 21H213V20H212ZM240 21H239V22H240ZM242 21H244V20H242ZM252 21H254V20H252ZM37 22H38L39 24H38ZM169 22L171 23L170 20H169ZM198 22H199V21H198ZM202 22H203V21H202ZM237 22H238V21H237ZM256 22H257V21H256ZM34 23H35L36 26H39L38 29L35 31V33L32 32V30H33L32 28H33ZM173 23H174V22L172 21V24H173ZM204 23H205V22H204ZM243 23H244V22H243ZM254 23H255V22H254ZM43 24H44V23H43ZM179 24H180V22H179ZM182 24H183V23H182ZM201 24H202V23H201ZM35 25H34V26H35ZM126 25H128V24H126ZM131 25H136V26L133 27V26H131ZM163 25H164V26H163ZM183 25H184V24H183ZM206 25L210 26V25L207 24V23H206ZM226 25H227V24H226ZM233 26H234V25H233ZM236 26H237V25H236ZM256 26H257V25H256ZM222 27H223V26H222ZM242 27H244V26H242ZM36 28H37V27H36ZM36 28H35V29H36ZM250 28H251V27H250ZM250 28H249V29H250ZM31 29H32V30H31ZM35 29H34V30H35ZM126 29H127V28H126ZM126 29H125V30H126ZM246 29H247V28H246ZM249 29H248V30H249ZM34 30H33V31H34ZM128 30H129V29H128ZM169 30H168V31H169ZM256 30H257V29H256ZM29 31H30L31 33H30ZM254 31H255V30H254ZM24 32H25L26 34L29 35V38H31V36L33 35L32 38H31L30 40H27L28 35H27V36L25 35L26 37H24V35L22 36V34H24ZM227 32H228V31H227ZM230 32H231V31H229L228 33H230ZM124 33H125V31H124ZM241 33H242V32H241ZM243 33H244V31H243ZM246 33H247V32H246ZM30 34H31V35H30ZM158 34H159V32H158ZM258 34H259V33H258ZM62 35H63V34H62ZM249 35H250V33H249ZM253 35H254V34H253ZM129 36H130V35H129ZM197 36H198V35H197ZM245 36H246V35H245ZM124 37H125V36H124ZM126 37H128V35H127ZM126 37H125V38H126ZM148 37H149V36H148ZM186 37H187V36H186ZM221 37H222V36H221ZM223 37H224V36H223ZM25 38H26V39H25ZM131 38H132V37H131ZM141 38H143V39H141ZM228 38H229V37H228ZM260 38H261V37H260ZM146 39H147V36H146ZM146 39H145V40H146ZM148 39H149V38H148ZM148 39H147V40H148ZM150 39H151V37H150ZM184 39H185V37H184ZM189 39H190V38H189ZM220 39H221V38H220ZM223 39H224V38H223ZM232 39H233V38H232ZM247 39H248V37H247ZM261 39H262V38H261ZM25 40H26V41H25ZM123 40H124V39H123ZM238 40H239V39H238ZM64 41H65V40H64ZM64 41H63L62 43H60V44L63 45V43H65ZM124 41H125V40H124ZM124 41H123V42H124ZM180 41H181V40H180ZM182 41H183V40H182ZM222 41H224V40H222ZM249 41H250V40H249ZM73 42H74V40H73ZM149 42H150V41H149ZM246 42H248V40H247ZM255 42H257V41H255ZM69 43H70V42H69ZM75 43H76V42H75ZM120 43H121V42H120ZM146 43H147V42H146ZM177 43H178V42H176V44H177ZM181 43H182V42H181ZM185 43H186V42H185ZM199 43H200V42H199ZM203 43H204V42H203ZM216 43H217V42H216ZM218 43H219V42H218ZM223 43H224V42H223ZM231 43H232V42H231ZM243 43H244V42H243ZM249 43H250V42H249ZM56 44H57V43H56ZM60 44H59L58 46H60ZM71 44H73V43L71 42ZM136 44H137V43H136ZM136 44H135V45H136ZM186 44H187V43H186ZM196 44H197V43H196ZM196 44H195V45H196ZM219 44H220V43H219ZM226 44H227V43H226ZM257 44H258V43H257ZM257 44H256V45H257ZM69 45H70V44H69ZM73 45H74V44H73ZM75 45H76V44H75ZM120 45H123V44H120ZM127 45H128V44H127ZM137 45H138V44H137ZM145 45H146V44H145ZM147 45H148V44H147ZM199 45H200V44H199ZM209 45H210V44H209ZM221 45H223V44H221ZM224 45H225V44H224ZM227 45H228V44H227ZM232 45H233V44H232ZM28 46H29V44H28ZM131 46H133V45H131ZM176 46H177V45H176ZM182 46H183V50H184L185 47H184V45H182ZM185 46H186V45H185ZM188 46H191V45L189 44ZM188 46H186V47L188 48ZM225 46H226V45H225ZM236 46H237V45H236ZM30 47H31V46H30ZM67 47H68V46H66L65 48H67ZM124 47H126V46L124 45ZM141 47H142V46H141ZM145 47H146V46H145ZM166 47H167V46H166ZM166 47H163V48H166ZM173 47H174V46H173ZM178 47H179V45H178ZM197 47H198V46H197ZM199 47H200V46H199ZM202 47H203V45H202ZM208 47H210V46H208ZM217 47H218V44H217ZM222 47H223V46H222ZM231 47H232V46H231ZM26 48H27V47H26ZM51 48H52V47H51ZM65 48H63V49H65ZM181 48H182V47H181ZM192 48H194V47H192ZM214 48H215V46H214ZM220 48H221V47H220ZM225 48H226V47H225ZM225 48H224V49H225ZM227 48H228V47H227ZM27 49H28V48H27ZM56 49H57V48H56ZM61 49H62V47H61ZM125 49H126V48H125ZM127 49H128V48H127ZM127 49L125 50L126 52H127ZM132 49H133V48H132ZM136 49H138V48H136V46H135V50H136ZM159 49H160V48H159ZM161 49H162V48H161ZM169 49H170V48H169ZM199 49H200V48H199ZM28 50H30V49H28ZM59 50H60V49H59ZM129 50H130V49H129ZM129 50H128V51H129ZM164 50H165V49H164ZM201 50H202V49H201ZM203 50H204V49H203ZM206 50H207V49H206ZM215 50H216V49H215ZM259 50H260V49H259ZM23 51H25V52H23ZM61 51H62V50H61ZM143 51H144V50H143ZM143 51H142V52H143ZM147 51H148V50H147ZM157 51H158V50H157ZM157 51H155V52L157 53ZM162 51H163V50H162ZM168 51H170V50H168ZM172 51H173V50H172ZM178 51H179V50H178ZM180 51H182V49H181ZM197 51H198V50H197ZM216 51H217V50H216ZM256 51H257V49H256ZM260 51H261V50H260ZM22 52H23V53H22ZM56 52H57V51H56ZM111 52H112V51H111ZM134 52H136V51H134ZM158 52H159V51H158ZM170 52H171V51H170ZM175 52H176V54L178 53L177 51H174V53H173L172 56H174ZM185 52H186V51H185ZM208 52H209V51H208ZM212 52H214V51H212ZM219 52H220V51H219ZM263 52H264V51H263ZM109 53H110V52H109ZM113 53H114V52H113ZM140 53H141V50H140ZM140 53L138 52V54H140ZM144 53H146V51H144ZM159 53H162V52H159ZM164 53H165V52H164ZM186 53H187V52H186ZM215 53H217V52H215ZM254 53H255V52H254ZM25 54H26V53H25ZM27 54H28V53H27ZM54 54H55V53H54ZM122 54H123V53H122ZM128 54H130V53H128ZM152 54H153V53H152ZM189 54H191V53H189ZM195 54H196V52H195ZM256 54H257V53H256ZM256 54H255V55H256ZM44 55H46V54H44ZM115 55H116V53L114 54V57H115ZM181 55H182V54H181ZM181 55H180V57H181ZM183 55H184V57H187V58H188V56H187L186 54H184V52H183ZM193 55H194V52H193ZM196 55H197V54H196ZM196 55H195V56H196ZM210 55H211V51H210ZM213 55H214V56H213ZM217 55H219V53H217ZM217 55H215V54H212V55H211V56L213 57L212 61H211V58H210L211 56L208 58V60H206L207 58L205 57V61H202V62L200 61V62L204 65V69H202V68H203V67H202L203 65L200 64V63H199L200 65H199V64H194V65H193L194 68H191L192 66H191V67L188 66L190 61L186 58V60L189 61V62H187V63H188L187 66L191 69V71H189V69H188V71L186 70V72H187L186 74H184V73H185L184 71H183L184 73H183V74L181 73V74H182V75H186V76L188 75L187 77L184 76V77L182 78V77H181L182 75L180 76V73H179V75H177L179 71H178V72H175V71H177V70L175 69V71H174V68H176V67H174V66H173L174 68L172 67L173 70L170 69V70H172V72H173L174 75H177V77L175 76L176 78H174V77L172 76V77H173V81H174V79H177V80H178L179 78L182 79V82H181L180 79H179V81H180L181 84L178 83L179 86H180V85L183 86V87L181 86V88L179 87V88L181 89V91H179L180 89H177V90H178V92H177V96H179L178 99L183 100V103L186 105L187 102L189 103L188 100L191 98V96H192L193 99H196V96L193 97L194 94L191 95L193 92H196V94H197V100L200 99V100H198V101H200V104H201V102H202L201 105L199 104V107H200V106H203V104L206 103V104L204 105V107L202 108V109H203V112H202V110H200V112L204 113V115H205V119L209 118V116H210V117H213V116H214L213 118H215V117L217 118V120H214L215 122H211L210 126L207 125L208 127H210V129L213 128L212 126H213L214 124L212 125V123H215L214 128H215V126H218V129H220L219 127H224V126L226 127V125L228 126V124H226V125L223 124V122H225L224 120H225V118H226V117H224V116H227V115H230V116H231V113H232L233 111H237V108L240 107V104H239V103L242 102V101H244V100H245V103H246V104L244 103V107H245V106L248 104V102H249L250 105L248 104V105H247V108H248V106H250V108H249V109H246V107L244 108V107H243V104H242V105H241V106H242L241 109H242V112L245 111L244 114H246V112H247L248 110H250V112L248 111L249 113L247 112V114L245 115V118L247 119L246 116L248 115V119H249V115L251 114V111L253 110V108H251V106H252V107L255 106L254 101H250V99H251V100H252V99L255 100V99L260 95L259 93L261 92V91H260V92L258 91V90H259L258 88L261 89L262 87H264V86L262 85V82H264V79H263L264 77H263V76H262L263 78L261 77L263 80H260L261 83L259 82V83H258L259 85L257 84L258 87L255 86L256 84H252L253 82L256 83L255 80H253V82H252L251 79L247 80V82L244 81V80H246V78L244 79V76H246L244 73L247 72L248 68H247V70L244 69V71H243V75H244V76L241 75L243 78L240 77V79L242 78V79H244V80H242V79H241V80H240V79H237V81H236V80H226V81H225V77H224V75H220V74L217 75V74H218V72H221L223 69H225L226 66H228V64L225 63V65H223L222 62H221L220 59H219L220 56H217ZM220 55H221V54H220ZM259 55H260V54H259ZM259 55H258V56H259ZM261 55H263V54L261 53ZM137 56H138V55H137ZM152 56H153V55H152ZM152 56H151V57H152ZM158 56H159V55H158ZM162 56H163V55H162ZM167 56H168V53H167ZM167 56H166V57H167ZM169 56H170V55H169ZM176 56H177V55H176ZM176 56H175L174 59H175V60H178V58L176 59ZM189 56H191V55H189ZM258 56H257V58H258ZM134 57H135V56H134ZM139 57H140V56H139ZM142 57H143V56L140 57V60H142ZM182 57H183V56H182ZM201 57H202V56H201ZM207 57H208V56H207ZM227 57H228V55H227ZM230 57H231V56H230ZM230 57H229V58H230ZM248 57H249V56H248ZM18 58H19V59H18ZM23 58H25V56H24ZM49 58H50V57H49ZM60 58H61V59H60ZM62 58L64 59V58H66V57H63V56H62V57H59V60H58V61H57L58 58L56 59V57H55V60H56V61H55V60H53L54 58L52 57L51 60H50V61L52 62V64L55 63V65H56L57 68L54 67V68L56 69L55 71H53V70L50 68L49 71H48V73L45 74V75H47V76H46V79L44 78V80H46V81H44V80H43V81L46 82V83H44V82H43V83H44V84H47V85H45L46 88H47V89H45V90H47V94L45 95L46 97H47V95H48V97H49V96H53V95H54V96H57L56 93H58V92H62V93H63L64 90H65V89L62 88V87H63V86H62V85H63L62 83L65 84V82L68 81V79H66V80L64 79V75H65L64 73L67 71V69L64 71L63 69H65V68H64L63 66H66L67 63H65V60H63ZM70 58H71V57H70ZM129 58H131V57H129ZM161 58H162V57H160V59H161ZM169 58H170V57H169ZM190 58H191V57H190ZM198 58H199V57H198ZM220 58H221V57H220ZM222 58H224V57H222ZM231 58H232V57H231ZM236 58H237V57H236ZM253 58H254V57H253ZM253 58H252V59H253ZM120 59H122V58H120ZM151 59H152V58H151ZM155 59H156V58H155ZM180 59H181V58H180ZM227 59H228V58H227ZM234 59H235V58H234ZM249 59H250V58H249ZM261 59H262V58H261ZM263 59H264V58H263ZM21 60L24 61L23 59H21ZM27 60H28V59H27ZM30 60H31V59H30ZM60 60H61V61H60ZM67 60H68V59H67ZM124 60H125V59H124ZM135 60H137V59L135 58ZM140 60H137V64H138V62H139ZM165 60H166V59H165ZM201 60H204V59L202 58ZM223 60H224V59H223ZM223 60H222V61H223ZM253 60H254V59H253ZM253 60H252L251 62H253ZM48 61H49V60H48ZM62 61H63V62H62ZM150 61H153V60H150ZM194 61H195V59H194ZM196 61H197V59H196ZM196 61H195V62H196ZM229 61H230V60H229ZM233 61H234V60H233ZM261 61H262V64H263V60H261ZM51 62L49 63L50 67H52V66H51ZM60 62H62V63L60 64ZM68 62H70V61H68ZM73 62H74V61H73ZM121 62H122V61H121ZM140 62H141V61H140ZM153 62H154V61H153ZM161 62H162V60H161ZM175 62H177V61H175ZM195 62H193V63H195ZM251 62H250V64H251ZM255 62H256V61H255ZM255 62H253V63H255ZM21 63H22V62H21ZM64 63H65V64H64ZM82 63H83V62H82ZM122 63H123V62H122ZM125 63H126V62H125ZM141 63H142V62H141ZM150 63H151V62H150ZM157 63H158V62H157ZM157 63H156V65H157ZM177 63H178V62H177ZM184 63H185V62H184ZM184 63H183V64H184ZM190 63H191V62H190ZM223 63H224V61H223ZM233 63H234V62H233ZM235 63H236V62H235ZM257 63H258V62H257ZM257 63H256V65H257ZM259 63H260V62H259ZM259 63H258V64H259ZM68 64H69V63H68ZM68 64H67V65H68ZM70 64H72V63L70 62ZM70 64H69V65H70ZM74 64H75V63H74ZM74 64H73V65H74ZM133 64H134V63H133ZM139 64H140V63H139ZM139 64H138V65H139ZM162 64H163V63H162ZM162 64H161V65H162ZM166 64H167V62H166ZM169 64H172V65H173V63H169ZM185 64H186V63H185ZM226 64H227V65H226ZM241 64H242V63H241ZM241 64H240V65H241ZM248 64H249V63H248ZM262 64H260V67H261ZM21 65H23V68H24V65H25V64L23 63V64H21ZM79 65H80V64H79ZM154 65H155V64H153V66H154ZM190 65H191V64H190ZM237 65H238V64H237ZM240 65H239V66H240ZM243 65H244V64H243ZM252 65L254 66V64H252ZM252 65L250 66V68H251V67L253 68ZM19 66H18V67H19ZM25 66H26V65H25ZM74 66H75V65H74ZM81 66H82V65H80V69L83 68L84 65H83L82 67H81ZM153 66H151V64H150L149 67L152 68ZM168 66H170V65H168ZM168 66H167V68H168V71H169V67H168ZM232 66H233V65H232ZM232 66L230 65L231 69H234V68H233L234 66H233V67H232ZM263 66H264V65H263ZM15 67H16V66H15ZM44 67H45V66H44ZM66 67H67V66H66ZM134 67H135V66H134ZM136 67H139V66H136ZM184 67H185V66H184ZM188 67H186V68H188ZM201 67H202V68H201ZM235 67H236V66H235ZM240 67H241V66H240ZM245 67H246V66H245ZM19 68H20V67H19ZM23 68H22V70L24 71ZM61 68H62V70L64 71L63 73H62V71H61ZM69 68H70V67H69ZM76 68H77V67H76ZM156 68H158V66L155 67V68L153 67L154 71H153V69H152V72H155V69H156ZM170 68H171V67H170ZM221 68H222V69H221ZM255 68H256V67H255ZM255 68H254V69H255ZM261 68H262V67H261ZM261 68H260V69H261ZM57 69H60V71L58 72ZM78 69H79V68H78ZM78 69H76L75 71H78ZM138 69H139V68H138ZM138 69H136V70H138ZM148 69H149V68H148ZM198 69H199V70H198ZM218 69H219V70H218ZM220 69H221V70H220ZM236 69H237L236 71H235V69H234V71H235L234 74L239 75V74L241 73V72L239 71L240 69H238V68H236ZM241 69H242V67H241ZM257 69H258V65H257ZM46 70H48V69H46ZM85 70H86V69H85ZM182 70H183V69H182ZM258 70H259V69H258ZM52 71H53V72H52ZM56 71H57L58 73H57ZM83 71H84V70H83ZM138 71H139V70H138ZM138 71H137V72H138ZM149 71H151V70L149 69ZM168 71H167V72H168ZM192 71H193L194 74H195V75L193 74L194 76H193V75H190V73H191ZM201 71H202L203 73H202ZM204 71H205V72H204ZM226 71H227V69H226ZM232 71H233V70H232ZM237 71L239 72L238 74L236 73ZM241 71H242V70H241ZM250 71L252 72V70H250ZM253 71H254V70H253ZM263 71H264V70H263ZM14 72H15V71H14ZM18 72H19V70L17 71V68H16V73H15V75H17V74L20 75V74H21V73L19 74ZM21 72H22V71H21ZM46 72H47V71H46ZM54 72H56V73H54ZM131 72H132V71H131ZM146 72H148V71H146ZM165 72H166V71H164V70H162V72H161V70H160L159 72H156V74H159V76H161L162 74H165ZM170 72H171V71H169L168 73L171 75L172 72H171V73H170ZM174 72H175V73H174ZM248 72H249V71H248ZM248 72H247V74H248ZM260 72H261V71H260ZM66 73H67V72H66ZM68 73H69V72H68ZM73 73H75V72L73 71ZM132 73H135V72H132ZM132 73H131V74H132ZM160 73H161V74H160ZM188 73H189V74H188ZM228 73H229V72H228ZM249 73H250V72H249ZM23 74H24V73H23ZM77 74H78V73H77ZM77 74H76V75H77ZM135 74H136V73H135ZM148 74H149V73H148ZM169 74H167L166 76H168ZM221 74H223V71L221 72ZM229 74L231 75V73H229ZM229 74H228V75H229ZM252 74L254 75V72H252ZM252 74H251V75H252ZM15 75H14V77H15ZM45 75H44V77H45ZM69 75H70V73H69ZM71 75H72V72H71ZM81 75H82V74H80V76H81ZM137 75H138V73H137ZM170 75H169V77L171 78ZM10 76H11V77H10ZM66 76H67V75H66ZM80 76H79V77H80ZM128 76H129V75H128ZM146 76H147V75H146ZM155 76H156V75H155V73H154V77H155ZM157 76H158V75H157ZM157 76H156V77H157ZM166 76H165V77L162 76V80H163V78H166V80H167V77H166ZM179 76H180V77H179ZM191 76H192V77H191ZM17 77H18V79H19V76H17ZM17 77H15V80L17 79ZM67 77H68V76H67ZM74 77H75V76H74ZM74 77H73V78H74ZM81 77H82V76H81ZM135 77H137V76H135ZM147 77H149V76H147ZM152 77H153V76H152ZM152 77H151V78H152ZM169 77H168V78H169ZM178 77H179V78H178ZM253 77H254V76H253ZM255 77H257V76H255ZM10 78H11V79H10ZM129 78H130V77H129ZM191 78H192V79H191ZM193 78H195V81H193ZM251 78H252V77H251ZM257 78H259V77H257ZM257 78H256V79H257ZM18 79L15 81L16 83H17ZM63 79H64V80H63ZM126 79H127V78H126ZM145 79H146V78H145ZM160 79H161V78H160ZM171 79H172V78H171ZM10 80H11V81H10ZM62 80H63V82H62ZM77 80H78V79H77ZM132 80H133V79H132ZM148 80H149V78H148ZM148 80H147V81H148ZM150 80L152 81L153 79H150ZM155 80L158 81L159 79H158V78H155L153 81H155ZM166 80L164 79V81H166ZM177 80H176V83H174V85L176 84L174 87L171 86V85H169V86H170L171 88H174V89H175V88H178V87H176V86L178 85V84H177V82H178ZM238 80H239V81H238ZM64 81H65V82H64ZM79 81H80V78H79L78 82H79ZM133 81H134V80H133ZM242 81H244V82H242ZM81 82H82V80H81ZM83 82H84V81H83ZM145 82H146V80H145ZM148 82H149V81H148ZM158 82H159V81H158ZM183 82H184V83H183ZM191 82H192V83H191ZM194 82H196V83H195L196 85L193 84ZM245 82H246V83H245ZM74 83H76V80H75ZM152 83H153V82H152ZM161 83H162V82H161ZM13 84H14V82H13ZM129 84H130V82H129ZM146 84H147V83H146ZM156 84H158V83H156ZM164 84H165V83H164ZM189 84H193L192 86H194L195 88L191 89L190 87H187ZM260 84H261V85H260ZM72 85H73V84L71 83L70 86L68 87V88L70 89L69 92H71V88H70V87H71ZM78 85H79V84H78ZM142 85H143V84H142ZM152 85H153V84H152ZM160 85H162V84H160ZM11 86H12V85H11ZM13 86H14V85H13ZM13 86H12V87H13ZM43 86H44V85H43ZM148 86H149V85H148ZM150 86H151V85H150ZM154 86H157V85H154ZM163 86H164V85H163ZM259 86H260V87H259ZM12 87H10V88H12ZM14 87H15V86H14ZM14 87H13V88H14ZM41 87H42V86H41ZM74 87H76V86H74ZM74 87L72 88V89L74 90V91H72V92H75ZM133 87H134V86H133ZM159 87H160V86H159ZM166 87H168V85H167ZM170 87H169V88H170ZM44 88H45V87H44ZM61 88H62V91H61ZM136 88H137V87H136ZM169 88H168V89H169ZM182 88H183V91H182ZM185 88H186V89H185ZM69 89H68V90H69ZM77 89H78V87H77ZM157 89H158V87H157ZM159 89H160V88H159ZM159 89H158V90H159ZM168 89H165V88H164L165 91H167ZM184 89H185V90H184ZM263 89H264V88H263ZM7 90H8V89H7ZM9 90H10V89H9ZM68 90L65 91V92L68 93ZM89 90H90V89H89ZM148 90H149V89H148ZM154 90H155V92L158 91V90L155 89V87H154ZM171 90H172V89H171ZM11 91H12V89L10 90V92H11ZM41 91H42V88H41ZM152 91H153V90H150V91H148V92H150V94H152ZM160 91L162 92V91H163V88H162V90H160ZM168 91L171 92L170 89H169ZM168 91L166 92L165 95L168 94ZM172 91H174V90H172ZM6 92L8 93V91H6ZM43 92H44V91H43ZM72 92H71V93H72ZM131 92H132V90H131ZM34 93H35V92H34ZM34 93H32V92L29 91V92H26V94H22V95H20V96H18V97H17V95L15 96V95L10 94V96H12V97H10V98L13 100L12 102H14V101H16V102L31 101L34 97L36 98V96H34ZM45 93H46V92H44L43 94H45ZM146 93H147V91H146ZM153 93H154V92H153ZM157 93H159V92H157ZM171 93H174V92H171ZM171 93H169V94L172 95ZM55 94H56V95H55ZM60 94H61V93H60ZM64 94H65V93H64ZM160 94L163 95L164 92H163V94H162V93H160ZM169 94H168V96H169ZM198 94H200V96H199ZM261 94H262V93H261ZM40 95H41V94H40ZM80 95L82 96L83 94H80ZM130 95H131V94H130ZM165 95H164V96H165ZM173 95H174V94H173ZM173 95H172V96H173ZM257 95H258V96H257ZM60 96H61V95H60ZM60 96H57V97H60ZM66 96H67V95H66ZM74 96H76V95H74ZM78 96H79V95H78ZM81 96H80V97H81ZM154 96H155V95H154ZM164 96H163V97H164ZM172 96H170L169 99H170ZM76 97H77V96H76ZM121 97H122V95H121ZM165 97L168 99L167 96H165ZM198 97H199V98H198ZM35 98H34V99H35ZM37 98H38V96H37ZM37 98H36V100H37ZM55 98H56V97H55ZM70 98H71V97H70ZM77 98H79V97H77ZM123 98H124V97H123ZM174 98H175V96H174ZM192 98H191V99H192ZM2 99H1V101L3 102ZM34 99H33L32 101H35ZM47 99H48V98H47ZM47 99H46V100H47ZM130 99H131V98H130ZM169 99H168V100H169ZM193 99H192V100H193ZM257 99H258V98H257ZM263 99H264V98H263ZM52 100H54V98H52ZM55 100H56V99H55ZM171 100H172V101H173V100L175 101V99H172V98H171ZM192 100H190L191 103L194 101V100H193V101H192ZM197 100H196V102H194L195 104L198 103ZM1 101H0V103H2ZM116 101L118 102V100H116ZM119 101H120V100H119ZM35 102H36V101H35ZM50 102H51V100H50ZM52 102H53V101H52ZM170 102H171V101H170ZM175 102H176V101H175ZM177 102H179V101H177ZM26 103H27V102H24L23 105H22L21 107H22V108H26V107H27V106H25ZM40 103H41V104H44V105H42V106H45V101H44L43 103H42V102H40ZM48 103H49V101H48ZM194 103H193V105H194ZM257 103H258V102H257ZM257 103H256V104H257ZM260 103H261V102H260ZM2 104H3V103H2ZM46 104H47V103H46ZM176 104H178V103H176ZM176 104H175V106H176ZM184 104H182V105H184ZM27 105H28V104H27ZM39 105H40V104H39ZM169 105H170V104H169ZM182 105H181V106H182ZM193 105H192V106H193ZM258 105H260V104H258ZM258 105H257V107L255 106V107H256L255 112H256V110H258V108H259ZM4 106H6V104H3L2 108H3ZM24 106H25V107H24ZM46 106H47V105H46ZM49 106H51V105H49ZM173 106H174V105H171V107H173ZM177 106H178V105H177ZM188 106H189V105H187V107H185V108H182V107H181V109L184 110L183 113L180 111V113H181L182 116H179L180 113H179V111H178V109H180V108H179L180 105H179V107L177 108V111H178V112L175 111L176 108H175L174 110H172V111H175V112H176V115L174 114L175 117H176L177 115L179 116V117L177 116L176 118L173 117L174 115H171V114H173V112L171 113V111L168 112V113H171L169 116L167 115L168 113H167V114L165 113V116H164V114L162 113V114H163V117H164V118L167 117L168 121H167L166 119L162 118V117H161V118H162L163 120L169 122V124H167V126H166L167 129H169L170 127H173V128H174V127H179V126H181V127H179V128H183V125H181V124H185V122H186V119H185V118H187L186 116H188V115H186V116H184V115L187 114V113H185V109L187 110ZM29 107H30V106H29ZM29 107H28V108H29ZM166 107H167V106H166ZM260 107H261V106H260ZM2 108H0V111L2 110ZM22 108H21V109H22ZM189 108H190V107H189ZM194 108H195V107H194ZM194 108H193V109H194ZM200 108H201V107H200ZM9 109H11V108L7 107V108L5 109V111H7V110H9ZM167 109H168V107H167ZM167 109H166V110H167ZM181 109H180V110H181ZM239 109H240V108H239ZM194 110H195V109H194ZM243 110H244V111H243ZM195 111L197 112V110H195ZM153 112H154V111H153ZM196 112H195V113H196ZM252 112H254V111H252ZM255 112H254V114H255ZM160 113H161V111H160ZM177 113H178V114H177ZM154 114H155V113H154ZM156 114H157V113H156ZM162 114H161L160 116H162ZM183 114H184V115H183ZM232 114H234V113H232ZM240 114H241V113H240ZM193 115H194V114H193ZM256 115H257V114H256ZM145 116H146V115H145ZM160 116H158V117H160ZM170 116H171L172 118H171ZM196 116H197V115H196ZM232 116H233V115H232ZM232 116H231V117H232ZM251 116H252V114H251ZM257 116H258V115H257ZM158 117L155 118V119H158ZM168 117L171 118V119H169ZM181 117H182V118H181ZM184 117H185V118H184ZM201 117H202V116H201ZM236 117H237V116H236ZM241 117H242V116H241ZM197 118H198V117H197ZM216 118H215V119H216ZM253 118H255V117H253ZM258 118H259V117H258ZM263 118H264V117H263ZM162 119H160L161 122H162ZM173 119H177V121H178V119H181V120H182V119H183V120L185 119V121H183V122L181 121V124L178 125V124L175 123L176 120L174 121ZM189 119H192V116H191V118H189ZM189 119H188V120H189ZM194 119H195V118H193V120H194ZM202 119H203V118H202ZM202 119H201V120H202ZM209 119H211V118H209ZM230 119H231V118H230ZM248 119H247V120H248ZM259 119H260V121L262 120L261 118H259ZM259 119H258V120H259ZM140 120H141V119H140ZM145 120H146V119H145ZM145 120H144V121H145ZM152 120H153V119H152ZM252 120H253V119H252ZM252 120H249L250 122H249V124H248V123H247V124L250 125V123H251ZM150 121H151V118H150ZM160 121H158V122H160ZM165 121H164V122H165ZM179 121H180V120H179ZM203 121H204V120H203ZM226 121H227V119H226ZM235 121H237V120H235ZM253 121H256V122H257V120H255V119H254ZM253 121H252L253 124L251 123L252 125H250L251 127L255 126L254 124H255L256 122L254 123ZM262 121H263V120H262ZM93 122H94V121H93ZM99 122H100V121H99ZM146 122H147V121H146ZM158 122H157V123H158ZM187 122H188V121H187ZM192 122H193V121L190 122V125H191ZM198 122H199V121H198ZM198 122H196V123H198ZM209 122H210V121H209ZM209 122L206 120V121L203 122V123H205V126H206V124H209ZM246 122H248V121H246ZM44 123H45V122H44ZM47 123H48V122H47ZM119 123H120V122H119ZM130 123H131V122H130ZM227 123H228V122H227ZM234 123H235V122H234ZM258 123H259V122H258ZM260 123H261V122H260ZM145 124H147V123H145ZM154 124H156V123H154ZM159 124H160V123H159ZM174 124H175V125H174ZM188 124H189V123H188ZM193 124H194V123H192V125H193ZM198 124H200V123H198ZM198 124H196V125H197L196 127H199ZM232 124H233V123H232ZM245 124H246V123L244 122V125H245ZM247 124H246L245 126H248ZM263 124H264V123H263ZM43 125H44V124H43ZM121 125H122V124H121ZM127 125H128V124H127ZM129 125H130V124H129ZM163 125H164V123H163ZM173 125H174V126H173ZM203 125H204V124H203ZM211 125H212V126H211ZM110 126H111V125H110ZM110 126H109V127H110ZM143 126H144V125H142V127H143ZM145 126H146V125H145ZM148 126H149V125H148ZM245 126H244V127H245ZM250 126H249L247 129H249ZM256 126H257V125H256ZM256 126H255V127H256ZM261 126H262V125H261ZM263 126H264V125H263ZM40 127H42V126H40ZM44 127H45V126H44ZM80 127L82 128V126H80ZM93 127H94V126H93ZM107 127H108V126H107ZM121 127H123V126H121ZM155 127H156V126H155ZM155 127H154V128H155ZM158 127H159V126H158ZM184 127H185V128H188V127H190V126L187 127L186 124H185ZM193 127H195V124H194V126H192V128H193ZM196 127H195V128H196ZM238 127H239V126H238ZM238 127H237V128H238ZM35 128H36V127H35ZM50 128H51V127H50ZM50 128H49V129H50ZM69 128H70V127H69ZM74 128H75V127H74ZM81 128H80V129H81ZM126 128H127V127H126ZM150 128H151V127H150ZM159 128H160V127H159ZM161 128H162V127H161ZM179 128H178V131H179ZM185 128H183V129H185ZM190 128H191V127H190ZM195 128H193V129H195ZM199 128H200V130H201V127H199ZM214 128H213V129H214ZM216 128H217V127H216ZM216 128H215L214 131H216ZM235 128H236V126H235ZM256 128H258V127H256ZM39 129H40V128H39ZM39 129H37V130H39ZM76 129H77V128H76ZM80 129H79V130H80ZM83 129H84V128H83ZM101 129H103V128H100V130H101ZM111 129H113V128H111ZM148 129H149V128H148ZM151 129H153V127H152ZM164 129H165V126L162 128V130H164ZM175 129H177V128H175ZM213 129H212V130H213ZM227 129H228V127H226V130H227ZM238 129H239V128H238ZM32 130H33V129H32ZM34 130H35V129H34ZM40 130H41V129H40ZM46 130H47V129H46ZM79 130H78V131H79ZM124 130H125V129H124ZM149 130H150V129H149ZM185 130H187V129H185ZM195 130H196V129H195ZM235 130H236V129H235ZM239 130H241V129H239ZM253 130H255V128H253ZM253 130L250 129V131H253ZM256 130H257V129H256ZM262 130L264 131V129H261V132H262ZM23 131H24V130H23ZM41 131H42V130H41ZM43 131H44V130H43ZM69 131H70V130H69ZM82 131H83V132H86V129H85V131H84V130H82ZM102 131H103V130H102ZM102 131H101V132H102ZM183 131H184V130H183ZM188 131H189V130H188ZM188 131H187V132H188ZM228 131H229V129H228ZM90 132H91V131H89V133H90ZM101 132H99V133H101ZM103 132H104V133H103ZM103 132H102V133L105 135V134H106V133H105L106 131L104 130ZM155 132H156V131H155ZM192 132L194 133V131H192ZM192 132H191V133L189 132V133L193 135ZM198 132H200V133L202 134V133L204 132V130H202V132H201V131H199V129H198ZM198 132H197V133H198ZM217 132H218V131H216V133H217ZM240 132H241V131H240ZM261 132H260V133H261ZM18 133H19V132H18ZM22 133H23V132H22ZM33 133H34V132H33ZM59 133H60V132H59ZM61 133H62V132H61ZM87 133H88V130H87ZM107 133H108V132H107ZM159 133H160V132H159ZM168 133H169V132H168ZM168 133H167V134H168ZM197 133L195 132V134H197ZM200 133H199V135H197V137H201V136H202V135H200ZM229 133H230V132H229ZM263 133H264V132H263ZM263 133H262V134H263ZM8 134H9V133H8ZM30 134H31V133H30ZM53 134H54V133H53ZM80 134H81V133H80ZM82 134H83V133H82ZM82 134H81V138L84 137V136H82ZM84 134H86V133H84ZM108 134H109V133H108ZM108 134H107V135H108ZM155 134H156V137H158V136H157L158 133H155ZM155 134H154V135H155ZM195 134H194V135H195ZM203 134H204V133H203ZM4 135H6V136H4ZM4 135H2L1 137H2V138H4V137L6 138L7 136H9V135H7V134H4ZM16 135H17L18 137H21V138H22L21 142H25V140H24L25 138H26V140H27V138H28V141H27V142H30V141H31V140L29 139V137H26V136H25V135H28V132H27V134L25 133V135H24V133H23V135H22L21 132H20V134H16ZM32 135H33L32 140H33L35 137H38V136H39L37 133L32 134ZM48 135H49V133H48ZM60 135H61V134H59V136H60ZM75 135H76V134H75ZM75 135H74V136H75ZM86 135H87V134H86ZM91 135H92V133H91ZM149 135H150V134H149ZM152 135H153V134H152ZM162 135H163V134H161L160 137H161ZM164 135H165V134H164ZM236 135H237V133H236ZM259 135H260V134H259ZM22 136H23V137H22ZM41 136H42V135H41ZM55 136H56V135H55ZM61 136H62V135H61ZM92 136H93V135H92ZM111 136H112V135H110V137H111ZM165 136H166V135H165ZM205 136H206V135H205ZM208 136H210V135H208ZM239 136H240V134H239ZM1 137H0V139H1ZM24 137H25V138H24ZM53 137H54V136H53ZM93 137H94V136H93ZM93 137H92V138H93ZM108 137H109V136H108ZM132 137H133V136H132ZM152 137H153V136H152ZM156 137H155V138H156ZM162 137H163V136H162ZM195 137H196V136H195ZM211 137H212V136H210V137L208 138V137L206 136L205 138H207L208 141L211 140V142H213L214 139H210ZM230 137H231V136H230ZM237 137H238V136H237ZM259 137L261 138V141H263V140H262L263 135H262V137H261V136H258V138H259ZM16 138H17V137L15 136V139H16ZM23 138H24V139H23ZM40 138H41V143H40V144H42V145L45 143L44 140H48V139H46V138H45V139H42V137H40ZM43 138H44V137H43ZM94 138H96V137H94ZM94 138H93V140H94ZM134 138H135V137H134ZM153 138H154V137H153ZM193 138H194V137H193ZM203 138H204V137H203ZM205 138H204V139H205ZM212 138H213V137H212ZM238 138H239V137H238ZM56 139H57V138H56ZM83 139H84V138H83ZM87 139H88V138H87ZM131 139L133 140V138H131ZM160 139H161V138H159L158 140H160ZM4 140H5V139H4ZM19 140H20V138H19ZM137 140H138V139H136V141H137ZM140 140H141V141H140ZM153 140H154V139H153ZM158 140H157V141H158ZM161 140H162V139H161ZM202 140H203V139H202ZM202 140H201V141H202ZM255 140L260 141L259 139H255ZM0 141H1V140H0ZM10 141H12V142H10ZM10 141L8 140L7 142H9V144L11 143V145H12L13 142H15L14 140H10ZM37 141H38V142H37ZM52 141H53V140H52ZM55 141H57V140H55ZM60 141H61V140H60ZM60 141H59V142H60ZM138 141H140L139 143H142V144L145 142V141L142 142V137H141V138L139 137V140H138ZM147 141H149V139H148ZM3 142H4V141H3ZM3 142H2V143H3ZM32 142L34 143V141H32ZM42 142H43V143H42ZM49 142H50V140H49L48 142L45 143V144L48 143V144H47L48 146H46V147H47V149H46L47 151H48V149H49V150H52V149H50L51 146L55 147L53 144H51V143H49ZM85 142H86V141H85ZM87 142H88V141H87ZM87 142H86V143H87ZM131 142H132V141H131ZM149 142H150V141H149ZM195 142H196V141H195ZM199 142H200V141H199ZM199 142H198V143H199ZM204 142H205L206 144L203 143V146H201L202 143H200V146H201V147H199L200 150H201L205 145H207V141H206V139L204 140ZM211 142H210V144H211ZM214 142H215V141H214ZM214 142H213V143H214ZM216 142H217V141H216ZM216 142H215V143H216ZM5 143H6V142H4L3 144H5ZM25 143H26V142H25ZM36 143L39 144V140H36ZM36 143H34V145H33V144H28V146L26 145L25 148H24V149H25L24 151L22 150V148H21V146H20V144H19L22 153H21V154L19 153L18 155H23V153H24V155H25V157H24L25 159H24V160H25L26 162L31 163V161H29V160H32V159H31V156H30L31 151H30L29 149L27 150L26 148H27V147H30L31 145H32L31 147L34 148V146H35ZM86 143H85V144H86ZM139 143H137V144H139ZM150 143H151V142H150ZM208 143H209V142H208ZM244 143H245V142H244ZM257 143H260V142H257ZM9 144H5L6 149H7V146H6V145H9ZM16 144H17V143H16ZM22 144H23V143H22ZM49 144H50V146H49ZM64 144H65V142H64ZM64 144H63V145H64ZM114 144H115V143H114ZM160 144H161V143H160ZM164 144H165V143H164ZM164 144H163V145H164ZM204 144H205V145H204ZM29 145H30V146H29ZM86 145H87V144H86ZM86 145H85V147H86ZM89 145H90V144H89ZM91 145H93V144H91ZM116 145H117V143H116ZM145 145H147V144H145ZM155 145H156V144H155ZM158 145H159V143H158ZM196 145L199 146V144H196ZM208 145H209V144H208ZM244 145H245V144H244ZM246 145H247V144H246ZM260 145H261V144H260ZM260 145L258 144V147H261ZM263 145H264V144H262V147H263ZM1 146H3V145H1ZM13 146H15V144H13ZM17 146H18V145H17ZM105 146H106V145H105ZM210 146H211V145H210ZM215 146H216V145H215ZM215 146H214V147H215ZM3 147H4V146H3ZM9 147H10V146H9ZM31 147H30V148H31ZM43 147L45 148V146H43ZM48 147H49V148H48ZM93 147H94V146H93ZM93 147L91 146L90 150H92ZM146 147H148V145H147ZM146 147H145V148H146ZM158 147H160V146H158ZM169 147H170V146H169ZM195 147H196V146H195ZM214 147L209 148L208 146H206V147H204V149H205V148H207V149L209 148V149H211V151H215V150H214V149H215ZM258 147H257V148H258ZM12 148H14V147H12ZM33 148H31V149H33ZM35 148H36V149H35ZM35 148H34V151L36 150L35 153L38 152V154H37L36 156H39V159L41 160V158L43 157V155H41L40 152H42V154H44V153H43L44 151H43L42 149H38L37 147H35ZM55 148H57V147H55ZM99 148H100V147H99ZM128 148H129V150H130V147H128ZM139 148H140V149H139ZM145 148L143 149L145 152H143V150L141 151L143 154H144V153L146 154V153L149 152V150L146 148V149L148 150V151H147ZM156 148H157V147H156ZM166 148H168V146H167ZM166 148H165V149H166ZM186 148H187V147H186ZM216 148H218V147H216ZM219 148H220V147H219ZM219 148H218V151H216L217 153L212 152V155H213V154H214V155L216 154L217 156L215 155V157H217V158H218V156H219V158L221 157V155L223 156V154H220V153L222 152L223 149H222V150L220 149L221 152H219ZM57 149H58V148H57ZM57 149H56L55 151H58V150H59V149H58V150H57ZM87 149H88V145H87ZM116 149H117L116 155L119 154V155H120V158H122L120 162H118V160H119L120 158L116 159L117 163L114 161V159L112 160L113 157H112V158H109V157H111V156H110V155H111L110 153H112L111 151H110V153L108 152L107 155H105L106 153L104 152L103 154L105 155V157H103V158H101V157L98 158V157H97V158L99 159L98 161L95 160L96 158L93 159V161L95 160V161L93 162V163H95L94 166H97V167L99 166V167H100V168L98 167V169H100V173H101L100 175H102L103 178L106 177V178H104L105 180H103V179L101 178L103 181H105V183H104L105 185H102V186H101L102 188L100 187L99 190L97 189L98 191H97L96 194H93V193H92L93 195H92L91 198H87V199L83 200V203L81 202V204H83V206L79 204L80 207H82V208L79 209L80 212H81V209H82V211H84V212H87V211L94 212V211H95L94 209H96V210H98V211L102 210V206H103V205H102V204H103L102 202H103V200H102L101 198H103V197H104V193H105L106 191H108V190H106V189H112V187L115 186V185H113V184L116 183V182H115L116 179H114L113 177L116 176L115 178H117V181H118L117 174L120 175V173H121L122 170L125 171V172L127 171L128 173H130V172L132 173V172H133V174H136L137 176L139 175V177H140V174H137V172H139L138 170H140V168L142 167V171H143V172L145 171V170L143 169L144 166H142L144 162L138 160V156H137V153H136L135 150H134V153H132V155H133V158H132V157H129L128 155H126L127 152H126V150L124 151L123 148H122V149H118V148H116ZM134 149H135V148H134ZM137 149H139V151H138ZM137 149H136L137 152H140V150L142 149V147H138ZM162 149H163V148H161V147L159 148L160 151H161ZM204 149H202V151H203ZM207 149H205V152L207 151ZM0 150H1V149H0ZM37 150H38V151H37ZM46 150H45V151H46ZM90 150L88 149L89 152H91ZM131 150H132V149H131ZM131 150H130V151H131ZM152 150L154 151V146H153V149H152ZM197 150H198V149L196 148L195 151H197ZM216 150H217V149H216ZM257 150H258V149H257ZM9 151H10V149H9ZM39 151H40V152H39ZM86 151H87V150H86ZM93 151H94V150H93ZM115 151H116V150H115ZM146 151H147V152H146ZM211 151H210V152H211ZM263 151H264V150H262V152H263ZM32 152H33V151H32ZM58 152H59V151H58ZM79 152H80V150H79ZM89 152H88V153H89ZM205 152H204V153H205ZM224 152H225V151H223V153H224ZM226 152H227V151H226ZM50 153H51V151H50ZM55 153H56V152H55ZM55 153L52 152V154H55ZM80 153H82V152H80ZM92 153H93V152H92ZM101 153H102V152H101ZM227 153H228V152H227ZM227 153H226V154L224 153V154H225L224 156H226ZM45 154H46V155H45ZM45 154H44V156H48V155H49V154H47V153H45ZM52 154H51V155H52ZM93 154H94V153H93ZM128 154H129V153H128ZM206 154H207V153H206ZM218 154H219V155H218ZM263 154H264V152H263ZM15 155H16V154H15ZM18 155H17V156H18ZM40 155H41V158H40ZM84 155H85V153H84ZM88 155H89V154H88ZM129 155H130V154H129ZM149 155H151V154H149ZM149 155H148V156H149ZM157 155H158V154H157ZM260 155H261V154H260ZM55 156H56V154H55ZM68 156H69V154H68ZM107 156H109V157H107ZM125 156H126V157H125ZM127 156H128V157H127ZM143 156H144V155H143ZM70 157H72V156H70ZM140 157H141V156H140ZM228 157H229V154H228ZM261 157H262V155H261ZM53 158H54V156H53ZM57 158H58V157H57ZM116 158H117V157H116ZM144 158H145V156H144ZM149 158L152 159V160L155 159L153 155H152V158H151V157H149ZM212 158H213V157H212ZM219 158H218V159H219ZM70 159H71V158H70ZM91 159H92V158H91ZM91 159H90V160H91ZM132 159H134V160H136V161H134V160H132ZM140 159H141V158H140ZM225 159H226V158H225ZM2 160H3V159H2ZM42 160H43V159H42ZM73 160H74V159H73ZM105 160H106V161H105ZM109 160H110V161H109ZM146 160H147V157H146ZM156 160H157V159H156ZM47 161H48V159H47ZM149 161H150V160H149ZM153 161H154V160H153ZM168 161H169V160H168ZM259 161H260V160H259ZM0 162H1V160H0ZM26 162H23V164L25 163V164H27V165H31V164L26 163ZM38 162H39V161H38ZM42 162L44 163V161H42ZM106 162H107V163H106ZM109 162H110V163H109ZM112 162H113V163H112ZM3 163H4V162H3ZM3 163H2V164H3ZM5 163H6V161H5ZM47 163H49V161H48ZM52 163H53V161H52ZM72 163L75 164L74 162H72ZM91 163H92V162H91ZM150 163H151V162H150ZM152 163H153V162H152ZM228 163L230 164L231 162H228ZM233 163H234V162H233ZM259 163L261 164V161H260ZM8 164H9V163H8ZM18 164H19V161H18ZM34 164H35V163H34ZM36 164H37V163H36ZM38 164H39V163H38ZM38 164H37V165H38ZM58 164H59V163H58ZM113 164H116V165L114 166ZM118 164H120V165H118ZM166 164L169 166L168 163H166ZM198 164H199V163H197V165H198ZM225 164H226V163H225ZM235 164H236L235 167H238V166H237V163H235ZM263 164H264V163H263ZM64 165H65V164H64ZM66 165H67V164H66ZM69 165H70V164H69ZM144 165H145V164H144ZM151 165H152V164H151ZM158 165H159V164H158ZM164 165H165V164H164ZM197 165H196V167H197ZM211 165H212V164H211ZM211 165H209V168L212 167ZM226 165H227V164H226ZM4 166H5V164H4ZM6 166H7V165H6ZM32 166H33V164H32ZM39 166H40V164H39ZM39 166H36V167H39ZM41 166H42V165H41ZM41 166H40V168H41ZM48 166H49V164H48ZM71 166H72V165H71ZM92 166H93V165H92ZM145 166H146V165H145ZM152 166H153V165H152ZM171 166H173V165H171ZM205 166H206V165H205ZM213 166H214V165H213ZM232 166H234V165H232ZM263 166H264V165H263ZM2 167H3V166H2ZM7 167H8V166H7ZM24 167H25V166H24ZM29 167H30V166H29ZM67 167H68V166H67ZM113 167H114V168H113ZM174 167H175V165H174ZM180 167H181L180 170H183V169H182V165H181ZM203 167H204V166H203ZM229 167H230V165L228 166V169H227V167H225V170H224V166H223V170H222L223 172H220V173H222V174H219V172H218V171H219V170H218V169H219V168H218V165H217V167H216V168H218V169H217L218 171L216 170V168L214 169L213 167H212L213 169H212V168H211V169L214 170V171H217V172H216V173H217V176H220V177H222L221 175H224L223 177H224V178H225V177L227 178L228 175H231V176H230V177H231L230 179L232 180V179H233V178H232V177H233V176H232L233 173H231V170L229 169ZM3 168H4V167H3ZM45 168H46V167H45ZM64 168H66V167H64ZM68 168H69V167H68ZM81 168H82V167H81ZM121 168H122V170L120 171ZM147 168H149V167L146 166L145 169H147ZM153 168H154V167H153ZM172 168H173V167H172ZM178 168H179V167H178ZM178 168H177V169H178ZM197 168L199 169V166H198ZM200 168H201V167H200ZM204 168L206 169V168H208V167H204ZM5 169H6V168H5ZM11 169H12V168H11ZM24 169H25V168H24ZM31 169H32V167H31ZM31 169H30V170H31ZM42 169H43V168H42ZM59 169H60V168H59ZM78 169H79V168H78ZM114 169H115V170H114ZM157 169H158V168H157ZM161 169H162V168H161ZM161 169H160V170H161ZM201 169H202V170H200V173H201V171H203V168H201ZM205 169H204V172H205ZM211 169H208V171L210 172ZM221 169H222V168H221ZM234 169H235V168H234ZM236 169H237V168H236ZM238 169H239V168H238ZM261 169H262V168H261ZM7 170H8V169H7ZM12 170H13V169H12ZM34 170H36V169L34 168ZM37 170H38V169H37ZM53 170H55V169H53ZM63 170H65V169H63ZM80 170H81V169H80ZM162 170H164V169H162ZM196 170H197V169H196ZM229 170H230V172H229ZM32 171H33V170H32ZM41 171H42V170H41ZM45 171H46V170H45ZM45 171H44V175H45ZM88 171H89V170H88ZM95 171H96V170H95ZM98 171H99V170H98ZM119 171H120V172H119ZM146 171H152V170L149 168V169L146 170ZM166 171H167V167H166ZM173 171H176V170H173ZM183 171H184V170H183ZM238 171H239V170H238ZM261 171H262V170H261ZM5 172H6V171H5ZM7 172H8V171H7ZM13 172H14V170H13ZM33 172H34V171H33ZM74 172H75V171H74ZM76 172H77V171H76ZM76 172H75V173H76ZM89 172H90V171H89ZM152 172H154V171H152ZM152 172H151V173H152ZM158 172H159V169H158ZM158 172H157V173H158ZM167 172H170V170L167 171ZM171 172H172V170H171ZM212 172H213V171H211L210 173L212 174ZM232 172H233V170H232ZM234 172L236 173L237 171H234ZM262 172H264V171H262ZM2 173H3V171H2ZM11 173H12V172H11ZM34 173H35V172H34ZM39 173H40V172H38V175H39ZM96 173H97V172H96ZM145 173H146V172H145ZM148 173H149V172H148ZM162 173H163V171H162ZM162 173H161V174H162ZM164 173H166V172L164 171ZM206 173H207V172H206ZM214 173H215V172H214ZM216 173H215V174H216ZM230 173H231V174H230ZM242 173H243V172H242ZM3 174H4V173H3ZM41 174H42V173H41ZM41 174H40V175H41ZM78 174H79V172H78ZM87 174H88V173H87ZM89 174H90V173H89ZM121 174L123 175L124 173L122 172ZM149 174H150V173H149ZM168 174H169V173H168ZM168 174H167V175H168ZM170 174H171V173H170ZM226 174H227V175H226ZM239 174H241V172H240ZM263 174H264V173H263ZM6 175H7V174H6ZM50 175H51V174H50ZM57 175H58V174H57ZM98 175H99V174H98ZM126 175H128V174H126ZM126 175H125V176H126ZM136 175H133V178H135ZM141 175H142V174H141ZM171 175H172V174H171ZM171 175H169V178L171 177ZM174 175H175V174H174ZM213 175H214V174H213ZM225 175H226V176H225ZM237 175H238V173L236 174V176H237ZM0 176H1V175H0ZM4 176H5V175H4ZM36 176H37V174H36ZM41 176H42V175H41ZM69 176H70V175H68V177H69ZM78 176H79V175H78ZM78 176H77V177H78ZM130 176H131V174H130ZM176 176H177V175H176ZM214 176H215V175H214ZM239 176H241V175H239ZM47 177H48V175H47ZM53 177H54V176H53ZM122 177H123V176H122ZM128 177H129V176H128ZM142 177H143V176H142ZM142 177H141V178H142ZM167 177H168V176H167ZM172 177H173V176H172ZM223 177H222V178H223ZM228 177H229V176H228ZM237 177H238V176H237ZM237 177H236V178H237ZM243 177H244V175H243ZM40 178H41V177H40ZM44 178H45V177H44ZM44 178H43V179H44ZM120 178H121V176H120ZM120 178H119V181H120ZM133 178H131V179H133ZM136 178H137V177H136ZM143 178H144V177H143ZM150 178H152V177L150 176ZM224 178L222 179L223 181H224ZM226 178H225V179H226ZM239 178H240V177H239ZM38 179H39V177H38ZM41 179H42V178H41ZM122 179H123V178H122ZM126 179H127V178H126ZM131 179H130V181H131V183H132V180H131ZM204 179H206V178H203V179L201 180V181H202V182H201L202 185H203V181H204ZM207 179L209 180V178H207ZM243 179L245 180V178H243ZM52 180H53V178H52ZM70 180H71V179H70ZM72 180H73V179H72ZM97 180H98V179L95 178V180H94V182H93L94 185H95V183H97V184L99 183V182H97ZM99 180H100V177H99ZM124 180H125V179H124ZM127 180H129V178H128ZM134 180H136V179H134ZM142 180H143V179H142ZM150 180H151V179H150ZM171 180H172V179H171ZM220 180H221V179H220ZM244 180H243V181H244ZM0 181H1V180H0ZM40 181H41V180H40ZM89 181H90V180H89ZM95 181H96V182H95ZM125 181H126V180H125ZM125 181H124V182H125ZM140 181H141V180H140ZM144 181H145V180H144ZM152 181H153V180H152ZM169 181H170V179H169ZM206 181H207V180H206ZM209 181H210V180H209ZM234 181L237 182V180H234ZM75 182H76V180H75ZM75 182L73 181V184H75ZM126 182L129 183V181H126ZM136 182H137V181H136ZM175 182H176V181H175ZM244 182H245V181H244ZM118 183H119V184H118ZM138 183H139V181H138ZM141 183H143V182H141ZM145 183H146V182H144L143 184H145ZM167 183H168V182H167ZM170 183H171V181H170ZM233 183H234V182H233ZM233 183H232V184L229 183V180H228V183H227V185H226L227 189H228V188H230V189L232 188V189H233L234 186H236V185H235L236 183H235V184H233ZM242 183H243V182H242ZM77 184H80V183H77ZM126 184H127V183H126ZM146 184H147V183H146ZM207 184H209V182H206V186H205V188H206L207 186H209V185H207ZM229 184H231V187H230V186L228 187ZM237 184H238V183H237ZM119 185L121 186L122 184H120V182H117V183H116V187L113 188L112 191H114V189L116 190V189H117V186L119 187L118 189H120V186H119ZM123 185H124V184H123ZM134 185H135V184H134ZM136 185H138V184H136ZM136 185H135V187H136ZM166 185H167V184H166ZM168 185H169V183H168ZM211 185H212V183H211ZM217 185H218V184H217ZM78 186H79V185H78ZM126 186H127V185H126ZM215 186H216V185H215ZM124 187H125V185H124ZM143 187H144V186H143ZM213 187H214V186H213ZM217 187H218V186H217ZM219 187H220V186H219ZM239 187H240V186H239ZM244 187H245V186H244ZM244 187H243V188H244ZM105 188H106V189H105ZM128 188H129V187H128ZM130 188H132V187H130ZM144 188H145V187H144ZM210 188H211V186H210ZM236 188H237V186H236ZM118 189L115 191L114 194H116L117 192L119 193L120 190H118ZM122 189H123V187H122ZM122 189H121V190H122ZM125 189H126V188H125ZM213 189H215V188H213ZM94 190H95V189H94ZM128 190H129V189H128ZM210 190H211V189H210ZM219 190H220V189H219ZM242 190H243V192H244V189H242ZM112 191H111V196L113 195V194H112V193H113ZM131 191H132V190H131ZM143 191H144V190H143ZM215 191H216V190H215ZM220 191H221V190H220ZM233 191H234V189H233ZM125 192H126V191H125ZM128 192H129V191H128ZM132 192H133V191H132ZM229 192H230V190H229ZM234 192H235V191H234ZM236 192H237V191H236ZM240 192H242V191H240ZM245 192H246V191H245ZM94 193H95V192H94ZM108 193H109V191H108ZM130 193H131V192H130ZM140 193H141V192H140ZM153 193H154V191H153ZM193 193H194V191H193ZM119 194H121V192H120ZM123 194H126V193L123 192ZM230 194H231V192H230ZM230 194H229V195H230ZM237 194H238V193H237ZM240 194H241V193H240ZM51 195H52V194H51ZM54 195H55V194H54ZM102 195H103V197H102ZM116 195H117V194H116ZM116 195H115V197H113V201L111 202L112 205H118V201H119L120 199H119V200H117L118 198L115 199V198H116ZM128 195H129V194H128ZM231 195H232V194H231ZM90 196H91V195H90ZM105 196H106V195H105ZM111 196L109 195L108 198H110ZM233 196H235V195H233ZM237 196H238V195H237ZM240 196H241V195H240ZM54 197H55V196H54ZM138 197H139V196H138ZM192 197H193V196H192ZM105 198H106V197H105ZM212 198H213V197H212ZM49 199H50V198H49ZM198 199H199V197L197 198V200H198ZM209 199H210V198H209ZM231 199H232V200H234V199L237 200L236 196H235L234 199H233V197H232ZM58 200H59V199H58ZM101 200H102V201H101ZM106 200H107V198H106ZM130 200H131V199H130ZM207 200H208V199H207ZM210 200H211V199H210ZM47 201H48V200H47ZM104 201H105V200H104ZM198 201H199V200H198ZM241 201H242V200H241ZM56 202H57V201H56ZM59 202H60V201H59ZM62 202H63V201H62ZM76 202H77V201H76ZM76 202H75V203H76ZM79 202H80V201H79ZM208 202H209V201H208ZM65 203H66V202H65ZM71 203H72V202H71ZM73 203H74V202H73ZM73 203H72V204H73ZM119 203L122 204V203H121V200H120ZM123 203H124V202H123ZM126 203H128V202H126ZM196 203H197V201H196ZM198 203H200V201H199ZM211 203L213 204V207L216 205V204H214V203H217L216 206H219V207H220V209L218 208V210L220 211V210L222 209L220 212H221V213L224 212V211H223V210H224V207L221 208L222 206L218 205V203H220L219 201L217 202L216 200L213 199V200H211ZM212 204L208 203V205L211 206V207H212ZM220 204H221V203H220ZM52 205H53V204H52ZM60 205H61V204H60ZM62 205H63V204H62ZM68 205L70 206V204H68ZM75 205H78V204L76 203ZM75 205H74V206H75ZM193 205H194V204H193ZM221 205H222V204H221ZM240 205H241V204H240ZM242 205H243V203H242ZM56 206H58V205H56ZM66 206H67V205H66ZM109 206H110V205H108V207H109ZM216 206H215V207H216ZM238 206H239V204H238ZM244 206H245V205H244ZM244 206H243V207H244ZM247 206H248V205L246 204V207H247ZM22 207H23V206H22ZM53 207H54V205H53ZM77 207H78V206H77ZM77 207H74V208H77ZM204 207H205V206H204ZM213 207H212V209H213ZM215 207H214V208H215ZM64 208H65V206H64ZM20 209H21V208H20ZM53 209H54V208H53ZM103 209H104V208H103ZM112 209H114V208H112ZM193 209H194V208H193ZM216 209H217V207H216L215 210H214L215 212H212V211H211V213H212V214L214 213V215H217V216H218V214H215L216 212H217V213L219 212V211H217ZM240 209H241V208H240ZM240 209H239V210H240ZM25 210H26V209H25ZM65 210H66V208H65ZM93 210H94V211H93ZM201 210H202V209H201ZM203 210H204V209H203ZM203 210H202V211H203ZM207 210H208V209H207ZM225 210H226V209H225ZM233 210H234V209H233ZM244 210H245V209H244ZM244 210H243V211H244ZM247 210H248V209H247ZM60 211H61V210H60ZM181 211H182V210H181ZM195 211H196V210H195ZM195 211H194V212H195ZM198 211H199V210H198ZM204 211H205V210H204ZM222 211H223V212H222ZM240 211H241V210H240ZM43 212H44V211H43ZM52 212H53V211H52ZM55 212H56V211H55ZM72 212H73V211H72ZM80 212H79V213H80ZM196 212H197V211H196ZM208 212H209V211H208ZM208 212H207V213H208ZM220 212H219V215H220ZM231 212H232V211H231ZM231 212H230V213H231ZM263 212H264V211H263ZM14 213H15V212H14ZM60 213H61V212H60ZM77 213H78V212H77ZM81 213H82V212H81ZM198 213H199V212H198ZM235 213H236V210H235ZM242 213H244V212H242ZM45 214H46V213H45ZM53 214H54V213H53ZM56 214H57V213H56ZM65 214H66V213H65ZM65 214H64V215H65ZM205 214H206V213H205ZM205 214H204V215H205ZM224 214H226V213H224ZM227 214H228V213H227ZM227 214H226V216H227ZM262 214H264V213H262ZM51 215H52V214H51ZM54 215H55V214H54ZM62 215H63V214H62ZM206 215H207V214H206ZM206 215H205V216H206ZM222 215H223V214H222ZM222 215H220V216H221V218H223V219H221V218H218V219H221L220 221H222V220L225 221L226 223L223 222V221H222V222H223V224L225 223L226 227H225L224 225H222V226H224V227L222 228L221 233H223V232L225 233V231H227V228H228L229 230H231V231L228 230L230 233L233 232V234H231V235H234V232L238 233L239 230L236 231V230L234 229V228L238 229V228H237V225H235L234 223H232V221L234 222V220L230 219V220H231V221H230L231 226H233V227L230 229L229 227H231V226H230V224L228 223V220H227V219L225 220V219H224V218H226L225 215H224V216H222ZM234 215H235V214H234ZM236 215H237V214H236ZM42 216H43V215H42ZM49 216H50V215H49ZM173 216H174V215H173ZM186 216H187V215H186ZM193 216H194V215H193ZM230 216H231V215H230ZM45 217H46V216H45ZM191 217H192V216H191ZM218 217H219V216H218ZM263 217H264V216H263ZM173 218H174V217H173ZM188 218H189V217H188ZM193 218H194V217H193ZM208 218H209V216H208ZM227 218H228V217H227ZM231 218H232V216H231ZM236 218H238V217H236ZM170 219H171V218H170ZM178 219H180V217H179ZM178 219L176 220L177 222H178ZM185 219H186V218H185ZM194 219H195V218H194ZM199 219H200V218H199ZM206 219H207V218H206ZM210 219H211V216H210ZM210 219L208 220V222H209V221H212V220H210ZM228 219H229V218H228ZM242 219H243V218H242ZM242 219H241V220H242ZM159 220H160V219H159ZM166 220H169L168 217H167ZM192 220H193V219H192ZM236 220H237V219H236ZM169 221H170V220H169ZM171 221H172V220H171ZM171 221H170L169 223H171ZM176 221H175V222L173 221V226H175V227L177 226L176 228H178V229H176V228L174 227V229L177 230V231H175V232H174V231L171 232V229H170V230H166V231H168L167 234H170V235H171V233H176V232H177V234H178V233L181 232V231H178V230L180 229V226H179V224H176ZM179 221L181 222V220H179ZM188 221H189V220H187V222H188ZM206 221H207V220H206ZM258 221H259V220L257 219L256 222H258ZM158 222H159V221H158ZM180 222H179V223H180ZM185 222H186V221H185ZM190 222H191V221H189V223H190ZM192 222H193V221H192ZM199 222H200V221H199ZM262 222L264 223V219H263ZM159 223H160V222H159ZM167 223H168V221H167ZM181 223H182V222H181ZM189 223H188V224H189ZM194 223H195V222H194ZM206 223H207V222H206ZM220 223H221V222H220ZM220 223H219V224H220ZM236 223H237V221H236ZM252 223H253V222H252ZM259 223L261 224V222H259ZM259 223H258V224H259ZM160 224H161V223H160ZM175 224H176V225H175ZM185 224H186V223H185ZM212 224H213V223H212ZM221 224H222V223H221ZM258 224H255V225H258ZM153 225H156V224H153ZM210 225H211V224H210ZM210 225H209V227H207V229H211V231H213V233H214L215 231L217 232V228H216V226H215V223H214L213 225L215 226L216 229H214V227H213V226H210ZM234 225H235V226H234ZM240 225H241V224H240ZM262 225H263V224H261L259 227L257 226V227H258L257 229H259ZM173 226H172V227H173ZM219 226H220V225H219ZM105 227H106V229H107L108 226L106 225ZM147 227H148V226H147ZM164 227H165V226H164ZM166 227H167V226H166ZM166 227H165V228H166ZM181 227H182L183 229H185V228L183 227V225H181ZM202 227H203V226H202ZM211 227H213V228H211ZM263 227H264V226H262L261 229H259V230L261 231ZM169 228H170V227H169ZM169 228H168V229H169ZM200 228H201V227H200ZM220 228H221V227H220ZM251 228H252V227H251ZM253 228H254V226H253ZM148 229H149V228H148ZM174 229H173V230H174ZM212 229H213V230H212ZM239 229H240V227H239ZM155 230H156V228H155ZM157 230H158V229H157ZM162 230H164V229H162ZM180 230H181V229H180ZM188 230H189V229H188ZM188 230H187V231H188ZM203 230H204V229H203ZM214 230H215V231H214ZM232 230H235V231H232ZM263 230H264V228H263ZM263 230H262V231H263ZM14 231H15V230H14ZM146 231H148V230H146ZM204 231H205V230H204ZM206 231H207V230H206ZM209 231H210V230H209ZM228 231H227V232H228ZM240 231H241V230H240ZM260 231H259V232H260ZM150 232H151V231H150ZM156 232H157V231H156ZM159 232H160V231H159ZM159 232L155 234V231H154V235H155L154 238H157L156 235H157V234L159 235ZM170 232H171V233H170ZM183 232L187 234L186 230H183ZM216 232H215V233H216ZM229 232H228V233H229ZM160 233L162 234V232H160ZM164 233H165V232H164ZM184 233H183V236H184V235L186 236V234H184ZM209 233H210V232H209ZM215 233H214V235H215L216 237H219L218 233H216L218 236H217ZM230 233H229V234H230ZM236 233H235V235H236ZM262 233H263V232H262ZM13 234H14V232H13ZM146 234H148V233H146ZM177 234H176V236H178ZM198 234H199V233H198ZM202 234L204 235V233H202ZM211 234H212V233H211ZM225 234H227V233H225ZM225 234H223V235H224V238H225V237L227 238V236H225ZM238 234H239L238 236H241L240 232H239ZM254 234H255V233H254ZM256 234H258V233H256ZM263 234H264V233H263ZM148 235H149V234H148ZM148 235H147V236H148ZM158 235H157V236H158ZM203 235H202V236H203ZM205 235H206V234H205ZM205 235L202 237V239L205 238V242H206V240H208V239H210V238H211V239L214 238V235H210V236H209V235H208V236H207V235L205 236ZM221 235H222V234H221ZM223 235H222V238H221L222 240H224V239H223ZM235 235H234V236H235ZM258 235H259V234H258ZM258 235H254V236H258ZM106 236H107V235H106ZM166 236H168V235H166ZM179 236H181V233H180ZM185 236H184V237H185ZM229 236H230V235H229ZM229 236H228V239H229ZM234 236H233V237H234ZM149 237H150V236H149ZM174 237H175V235L172 237V241H173V239L177 238V237H175V238H174ZM189 237H190V236H189ZM189 237H187V238H189ZM231 237H232V236H231ZM233 237H232V239L230 238L229 240H230V241L232 240L231 243H232V242H235V243H236L239 239H238V238L236 239V237H237V235H236V237H235L234 239H236L237 241H236V240L233 241V240H234ZM248 237H250V236H248ZM259 237H260V235H259ZM259 237H257V240L259 239ZM262 237H264V236H262ZM161 238L163 239V236H161ZM180 238H181V237H180ZM241 238L244 239L242 236H241ZM241 238H240V239H241ZM151 239H152V238H151ZM181 239H182V238H181ZM197 239H198V238H197ZM215 239H216V238H214V240H213L212 242H215ZM242 239H241V240H242ZM245 239H247V238H245ZM248 239H249V238H248ZM248 239H247V240H248ZM146 240H147V239H146ZM149 240H150V239H148V241H149ZM152 240H155V239H152ZM163 240H164V239H163ZM163 240H162V241H163ZM187 240H188V241H187ZM187 240L185 239V241H186L187 244H186L185 242L183 243V244H185V248H184V250H183V251H182V250H181V251L179 250L180 252H182V253L180 254V256L177 257V255H176V257H174V259L171 260L172 264H196V263H197V264H201V263H202V264H205L206 261H203L202 258H201L200 256H203V259H204V260H205L206 257H207V259H206L207 262H206V263H209L210 261L213 262V260H210V261L208 260V257H210L209 253H207L208 256H206V254H205L204 251L198 249V248H200V247H201V249H202V246H203V245H202V246H201V245L198 246V244H202L201 242H200V243H197L196 241H194V240H192V239H187ZM217 240H218V238L216 239V241H217ZM225 240H226V239H225ZM162 241H161L160 243H162V245H163L164 241H163V242H162ZM172 241H170V242H172ZM178 241H179V244H180V242H181V244H182V241H181V240H178ZM200 241H201V240H200ZM203 241H204V239L202 240V242H203ZM218 241H219V240H218ZM218 241H217V242H218ZM230 241H229V242H230ZM254 241H256V240H253V242H254ZM205 242H203V243L205 244ZM175 243H176V245H178L177 242H175ZM207 243H208V241H207ZM207 243H206V244H207ZM209 243H210V242H209ZM215 243H216V242H215ZM215 243H214V244H215ZM219 243H220V242H219ZM225 243H226V242H225ZM235 243H232V244L234 245ZM239 243H241V241H240ZM239 243H237V244H239ZM146 244H147V243H146ZM170 244H171V243H170ZM181 244H180V245H181ZM206 244H205V245H206ZM227 244H228V243H227ZM232 244H231V245H232ZM105 245H106V244H105ZM225 245H226V244H225ZM134 246H136V245H134ZM137 246H138V245H137ZM147 246H148V244H147ZM171 246H172V245H171ZM140 247H141V246H140ZM164 247H167V246H164ZM174 247H175V246H173V248H174ZM176 247H177V246H176ZM178 247H179V246H178ZM204 247H205V246H204ZM207 247H211V246H210V245L208 246V244H207L206 248H207ZM228 247H229V246H228ZM234 247H235V245H234ZM238 247H239V246H238ZM167 248H168V247H167ZM206 248H205V249H206ZM217 248H218V247H217ZM229 248H230V247H229ZM239 248H240V247H239ZM124 249H125V248H124ZM132 249H133V248H132ZM137 249H138V248H137ZM140 249H141V248H140ZM145 249H146V247H145ZM153 249H154V248H153ZM153 249L151 250V248L149 247V250H151L150 252H152ZM177 249H178V248H177ZM203 249H204V248H203ZM205 249H204V250H205ZM219 249H220V248H219ZM125 250H126V249H125ZM209 250H210V248H209L208 250H206V251L209 252ZM212 250H213V249H212ZM214 250H215V249H214ZM214 250H213V251H214ZM216 250H217V249H216ZM227 250H228V252L230 251L228 248H227ZM237 250H238V249H237ZM120 251H121V250H120ZM198 251H200V252H201V251L204 252L203 254H205V255H202V252H201V254H199L200 252H198ZM232 251H233V247H232ZM125 252H126V251H125ZM133 252H134V250H133ZM140 252L142 253V250H141ZM147 252H148V247H147V251H146V253H147ZM154 252H155V251H154ZM210 252H211V250H210ZM217 252H219V253H220V252H223V253H224V251H219V250H218ZM228 252H226V254H227ZM1 253H2V252H1ZM6 253H7V252H6ZM104 253H105V252H104ZM118 253H119V252H116V251H113V252L111 253L112 257L115 258V262L120 260V259H119V260L117 259V258H118V255H117ZM123 253H124V252H123ZM144 253H145V252H144ZM152 253H153V252H152ZM152 253H150V257H151V258H152V257H155V256H154V253H153V254H152ZM170 253H173V251L170 252ZM223 253H222V254H223ZM26 254H27V253H26ZM52 254H53V253H52ZM124 254H125V253H124ZM124 254H123V255H124ZM173 254H174V253H173ZM173 254H171V255H173ZM177 254H179L178 251H177ZM196 254H199L197 258L200 257L201 259L199 258V262H198V260H197V258H196V263H195V262H194V261H195L194 259H195ZM213 254H216V251H215V253H213ZM222 254H221V255H222ZM4 255H5V254H4ZM29 255H30V254H29ZM107 255H109V254H107ZM130 255H131V254H130ZM132 255H133V254H132ZM134 255H135V254H134ZM137 255H138V254H137ZM169 255H170V254H169ZM194 255H195V256H194ZM216 255H217V254H216ZM216 255H215V257H217ZM19 256H21V255H19ZM126 256H127V255H126ZM204 256H205V257H204ZM211 256H212V255H211ZM218 256H219V255H218ZM3 257H5V256H3ZM7 257H8V256H7ZM15 257H16V256H15ZM26 257H27V255H26ZM26 257H25V258H26ZM96 257H97V255H96ZM119 257L122 258V257H121V253H119ZM123 257H124V256H123ZM138 257L140 258L141 255H139ZM171 257H172V256H171ZM213 257H214V256H212V258H213ZM215 257H214V258H215ZM220 257H223V256H220ZM9 258H10V257H9ZM17 258H18V257H17ZM30 258H31V260L33 259V257H30ZM136 258H137V257H136ZM139 258H138V259H139ZM146 258H147V257H146ZM146 258L144 259L145 261H146ZM155 258H156V257H155ZM223 258H224V257H223ZM1 259H2V258H1ZM7 259H8V258H7ZM20 259H21V258H20ZM20 259H19V260H20ZM147 259H148V258H147ZM156 259H157V258H156ZM164 259H165V261H166V257H165ZM168 259H169V258H168ZM3 260H4V259H3ZM3 260H2V261H3ZM21 260H23V259H21ZM24 260H26V259H24ZM24 260H23V261H24ZM27 260H28V261L26 262V264H32V263H31V262H32L31 260H29V259H27ZM107 260H108V259H107ZM124 260H125V258H124ZM124 260H122V261H123L122 264H123V263H124V264L126 263ZM140 260H141L140 262H142V258H141ZM144 260H143V261H144ZM159 260H160V259H159ZM193 260H194V261H193ZM220 260H221V259H220ZM4 261H5V260H4ZM10 261H11V258H10ZM38 261H39V260H38ZM163 261H164V260H163ZM168 261H170V260H168ZM168 261H167V263H168ZM202 261H203L204 263H203ZM6 262H7V261H6ZM19 262H21V261H18V263H19ZM86 262H87V261H86ZM92 262H93V261H92ZM140 262L138 261V263H137V261H136V264H139ZM18 263H17V264H18ZM23 263H25V262H23ZM58 263H59V262H58ZM78 263H79V262H78ZM87 263H90V262H87ZM103 263H104V262H103ZM120 263H121V262H120ZM120 263L118 262L117 264H120ZM145 263H148V261H146ZM145 263H144V264H145ZM159 263H160V262H159ZM159 263H158V264H159ZM210 263H211V262H210ZM210 263H209V264H210ZM216 263H217V262H216ZM0 264H3V263L0 261ZM8 264H9V262H8ZM14 264H15V262H14ZM19 264H21V263H19ZM35 264H36V263H35ZM39 264H41L40 261H39ZM73 264H75V263H73ZM133 264H134V260H133ZM140 264H142V263H140ZM148 264H151V263H148ZM160 264H161V263H160ZM169 264H170V263H169ZM211 264H212V263H211ZM214 264H215V263H214Z\"/></svg>",
    "mask_w": 264,
    "mask_h": 264
}]
</instances>
